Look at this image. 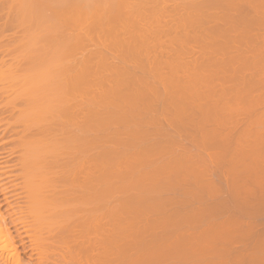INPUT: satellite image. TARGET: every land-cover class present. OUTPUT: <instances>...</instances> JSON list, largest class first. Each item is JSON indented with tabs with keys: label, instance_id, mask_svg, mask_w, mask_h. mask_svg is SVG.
<instances>
[{
	"label": "rangeland",
	"instance_id": "rangeland-1",
	"mask_svg": "<svg viewBox=\"0 0 264 264\" xmlns=\"http://www.w3.org/2000/svg\"><path fill=\"white\" fill-rule=\"evenodd\" d=\"M23 1H26L27 3V0H23ZM23 1L21 0H0V74H2V76L0 77V88L3 86V85H6L5 87H3L5 90V88L7 86H9L7 89V92L3 93L1 90H0V214H3V218L2 221H0L1 223L4 222V224L6 225L7 227V230L9 232V236L10 237V240L13 242H11V246H13V248L17 251V254L19 255V258H20V264H39V261H37L39 259V255L37 254V251H35L36 249H34V243L31 239H33V237H36L37 238V235L36 236H33L36 232H32V230L34 229V226L33 228H31L33 225V223L37 224L36 222H33L32 220H34V217L37 216V212H35V210H33V207L35 206L34 204H37V202H33L34 200H32V205L33 207L32 208H28L25 206V201H26V198L25 197V188L23 190V185H22V182H21V176L20 174L23 172V169L21 167V163L19 161V158H20V152H21V148H17L16 147V142L18 141L17 138L20 137V135H22V126L24 127V125L21 123V122H17L16 124L14 125H10L9 124V121L12 120L18 113V110L19 108L21 109L23 107V104L24 102L20 103L16 102V106L19 107L17 110L15 109V111L13 110L12 112L10 111V107L8 106H5L6 102L13 98L14 95L18 94L17 92H19L21 90V86L18 85L19 81L18 82H13V80L15 79V81L17 80V76L18 80H21V77L24 76L23 73H25V75H27V73L31 74L32 75L34 74V71H36L34 69H31L29 71L28 69V72L25 70V65L27 64V61L29 59V57L31 58V53H29V56L27 54L26 51H23V50H27V49H23L22 51L24 52L25 55H20L19 53H21V50H17V48L21 47L22 45L26 46L25 44V41H23L25 39V37L27 36L26 33L28 31H30V33L33 31H39L38 29H41V26L40 25H43L41 24L39 20L42 19L43 16H45L46 18L45 19H42V23H45V26L48 24V26H50L51 29L54 28V24L58 23L59 25H61V21L63 20H66L67 18L71 17V21L75 22V20H72L73 17L72 15H75L76 11H78L79 9H77L76 11L73 12H70L69 10L71 9L69 4H70V1L72 0H63L64 2L66 1V3L62 4V0L60 2V0H53V1H56L57 3H54L56 4L55 6H58L60 5L59 7L62 9H67L70 13L71 16L63 19V17H60V18H57L56 15H59L57 12V14L55 15V18L57 19V21H59V19L61 21L59 22H55L53 21V25L54 26H51L50 24H52V21H50V18L51 16H54L55 14V11L52 12V10L54 9H59V7H55L54 6H50V4H48L49 2L51 3V5L53 4L51 2V0H48V3H47V0L44 2V0H29V5H26V3H24ZM32 1H34L32 3ZM67 1L69 2V4L67 3ZM80 1V0H79ZM90 1V0H89ZM92 1H96V0H92ZM100 1V0H99ZM129 1V0H127ZM135 2V0H132V1H129V2ZM138 0H136L137 2ZM140 1V2H139ZM137 2V4L139 3H142L143 1L142 0H139ZM147 3H149V1L151 0H145ZM167 1V0H166ZM166 1H162L164 3H166ZM170 1V0H169ZM168 1V2H169ZM172 1V0H171ZM198 1V0H196ZM202 1L201 3H199V5L201 7H197V8H200L199 9V12H198V9L194 8L191 9L190 7L187 8V6H184V7H180L181 4H178L179 1L178 0H174L172 2H176L175 5H178L177 7H179V9H176L178 11H174L172 12L173 8H174V5H173V8L171 9L170 5L171 3L169 4L170 7H167V3H166V6L165 8L167 9H171L170 12H167L168 14H166V12H163L165 10H163L164 8H162V6L164 5V3H162V6L159 5V0H156V3L157 5L155 6V9L153 8V6L155 5L154 3H150V4H147L146 2L144 4H142V6H140L139 4L138 5H133L136 7V9L138 8L139 10H142L140 11V13L142 12L143 15H147L149 10L151 12L152 8L155 10L154 12L152 11V14L151 15H154V16H158V22H156L155 20L153 21L152 19H148L150 18L151 16H145L144 15V19L147 18V21H149L148 25L147 22H145L146 20L142 21L143 19L141 17H138V18H141L140 21L141 22V25H145V26H138L139 29H137L136 31V23L135 24H130L131 22H127L129 23L130 25L129 26V29L128 26H127V23L125 24L124 23V26L126 25L127 28L126 30L123 28L121 29L118 24L116 23H123L120 22V19H119V22H115V20L112 19V21H108L107 23V20H104L102 19V17L104 16L105 17H108V15L110 14H107L108 12H110L109 8H105L103 6V8L108 12L106 13V15H104L105 13L102 14V17H100V13L99 14H96L99 15L100 19H99V22L98 19L96 20V17L93 18L91 15H95V14H92L94 13L96 10L90 6V4H88V8H84L83 5H81V3H78L77 1L74 0V2H77L78 4H80L81 6L79 8H81L80 10L84 11L86 9V12H88L87 10H89V8L91 7V10L94 11L92 12L91 11V14L88 12V15H90V17L88 16L87 18V14L86 12H82L83 14H85V16H76L77 14H79V12L75 15L76 17H81L83 19L80 18V21H79V18H76L75 19L77 20V24L76 22L74 23L75 25L73 26V24L71 25L70 22H68L69 26H64L66 23H64V25H61L59 26L58 24L56 25V27H62V29L69 33V31L72 33V32H90V31H95V32H98L99 30H102L105 28L110 29L109 30H116L119 28V30L122 31V34L125 35L126 39L130 40V43L128 44L129 46L133 45L135 47H138L139 44H138V41L137 40H133L134 41H137V44L136 43H133L132 44V36L129 35L128 33V30L129 32L132 30L131 28H134L135 31L133 33V31H131L132 35H136V34H140V32H138V30L140 29H143V27H145L144 29H149V34L151 35H148L146 36V34H144V29H143V33H142V30H141V33L144 34L140 37V39H144L142 40L141 43L143 46L141 47L140 46V49L138 47V51L136 52L135 56H133L134 54H132V58L134 61H131L132 59H130L131 55H127L126 57L124 56V54H122L120 48L119 50V53H118V50L117 48H114L112 46H103L102 47H97L96 46V50H95V42L93 43L92 40L89 41L88 43H86V45L84 46V48H80V46H78L79 48H76V52L73 51V53H75V58L77 60V58L81 57V56H84V54L86 55V52L89 50H91L90 48L93 47L94 51H97L100 50L102 51L106 49V47L108 48L106 51H107V55L109 56V60L110 62L113 61L112 63H115V62H120V64L124 65V67H126V69H129L131 71H133L134 73H138L136 76H140L139 78H142V80H144L145 82V79H146V83L145 84L143 81L141 83L138 88H136L137 90H135V94L137 95V92L141 95L144 96V92H146V95H150L149 99L151 98V95L152 97L154 96V98L150 99L149 101L147 100H144L143 98H138L136 97L134 100L135 104L133 105V108L137 113H142V117H146L147 120L143 121L144 119L141 120V123H139L140 121L137 120L136 118V123H138L139 126L142 125V122H148V123H145L143 124L142 128H144L145 130L148 129L147 131V134L146 133H143L141 130L140 132V135L141 133L145 134L144 137L141 138V136L139 137L140 139H138L139 141H136L135 142V145L133 146H130L131 148H128L129 151L132 150V153L134 154H137L138 153V156L134 154L131 155L132 153H130L131 156H127L126 159H124L123 161L120 162V168L118 169V171L122 170L119 175L121 173H123L124 171V174H125V170L127 169L128 171L131 169V167H133L135 170L134 172L137 171L139 173H136V175H139L137 177H139L138 179H135L136 175L135 173L133 172V169H131L129 171V174L126 173V175L123 177L120 178L119 177H115L113 176V178L111 177L109 180V185L110 183L111 184H114V182L116 184L119 185V181H120V185H124L125 187H123V189L121 190V186H120V190L118 188L113 190L115 188V186H113L114 188L111 189L113 190L109 195V197H107V203L105 202H101L99 200V196H96L94 194L97 193L98 190H101L100 187L102 186V184L104 183V181L102 180V176L103 174L101 175L100 174V171H99V167L101 165V163H99V161L97 162L96 161V157H100L98 155H100L98 152L99 151V147L101 145H103L101 143V139L102 138H97L96 135L99 133V131L97 133L94 134L93 133H90V131H93L92 129L90 131H88L89 133V136L85 138V142L87 143L85 145V148H84V151H81L78 152L79 150L76 149L77 151V154L76 155H73L74 158L75 156L78 157V160L80 162V159L82 162L81 164L82 167L80 166H75V167H79L81 169L77 170V168H75V172H76V178L74 177V174L72 175L75 179L74 180H71L69 179L70 177H68V173H70L71 169L70 167L68 168V164H66V160L68 157H71L72 155H70L69 151L66 152L65 154H61L63 158H60L58 157V155H56L57 159L53 158L55 157L54 155H49L46 157L47 158V162H48V166L50 168V171H55L57 174H60L62 176L61 178V181L58 182V185L57 187L60 188L62 187V185H68L70 187V189H72L71 187L75 188L74 189V192L77 193L75 194V196H71L73 197L74 201L72 200L71 202H73V204L77 203V204H80L79 205V208L78 209H82L81 211H78V212H74L75 213V216H74V213H68L69 215L70 214H73L74 218H79L80 220L83 218H87V217H90L93 216L94 218H96L97 216V219L98 223L100 226H97L98 228L95 230H89V229H93L92 226L89 225V223L92 222V219L93 217L91 218V222L89 221L88 222V225L89 227H87V229L90 232H87V231H83L82 230L80 231L79 228L77 226V230L78 231H74L76 229H73V230H68L69 232H65V230L63 231L62 234H67L65 236V239H64V246L62 247H59L57 249L56 246H54L53 248H51L50 252L48 253L47 257H45L47 261L44 260L43 258V262L41 260L40 263L42 264H94V262H96L95 264H226L227 260H228V264L232 263V264H260V262L262 261L263 263L261 264H264V255L260 252H264V250L260 251L261 248L264 249L262 246L264 245V238L261 237L260 239L262 240V243L263 244H258L260 243L259 242V239L258 237L256 236L257 233H255V237H257V240L256 238H251L253 235L250 234V237L249 235L245 234V232H243V230L245 229H241L243 228V225H245L244 227H246L245 230L249 229L251 226H255V229L258 230L261 226V228H263L264 230V222H260L263 220L264 218V20H261V18H263V15H264V11L263 10V6H264V0H242V2H238L237 0H222L224 2V4H218L219 6H212L211 5V8L208 7V11L206 10L207 8L204 9V6H202L203 4L205 5V3H203L204 1L203 0H199L198 2ZM245 1V3H244ZM259 1V2H258ZM14 2V3H13ZM135 2V3H136ZM153 2H155L153 0ZM178 2V3H177ZM230 2V3H228ZM234 2V3H233ZM236 2V3H235ZM256 2V3H255ZM5 3V4H4ZM12 3V4H11ZM20 3V4H19ZM22 3H23V6H22ZM40 3V4H39ZM45 3H47V5H45ZM72 3V2H71ZM102 3V2H101ZM173 3V4H174ZM181 3V2H180ZM252 3V4H251ZM263 3V4H262ZM25 4V5H24ZM37 4L38 5H41V6H38L40 8L37 7ZM53 4V5H54ZM77 4V5H78ZM83 4V3H82ZM131 4V3H130ZM147 4V5H146ZM154 4V5H152ZM230 4V5H229ZM235 4V5H234ZM244 4V5H243ZM19 5L20 8H19ZM46 7H45V6ZM50 8L52 7V9L48 8L49 6ZM71 5V4H70ZM75 5V4H74ZM73 5V6H74ZM75 5V7L77 6ZM94 5V4H93ZM92 5V6H93ZM102 5V4H101ZM104 5V3H103ZM145 5V6H144ZM151 5L152 8L149 6ZM228 5V6H227ZM256 5V6H255ZM262 5V7H261ZM24 6L27 8H29V10L24 9ZM44 6V7H43ZM72 6V5H71ZM72 6V7H73ZM85 7L86 4H84ZM109 6V5H107ZM106 6V7H107ZM130 6V5H129ZM140 6V7H138ZM147 6V7H146ZM182 6V5H181ZM208 6V5H207ZM206 6V7H207ZM210 6V5H209ZM21 7H23V9H21ZM98 7V6H97ZM100 7V5H99ZM98 8H95L100 10ZM135 7H134V10L133 12H135ZM146 7V8H145ZM186 7V8H185ZM203 7V8H202ZM236 7V8H235ZM240 7V8H239ZM48 8V9H47ZM54 8V9H53ZM78 8V7H76ZM74 8V9H76ZM83 8V9H82ZM93 8V9H92ZM102 8V7H101ZM102 8V9H103ZM128 8V7H127ZM158 8V9H157ZM162 8V9H160ZM181 8V9H180ZM190 8V9H189ZM217 8V9H216ZM262 8V9H261ZM6 9V10H5ZM20 9V11H19ZM115 9V8H114ZM167 9V10H168ZM185 9V10H184ZM232 9V10H231ZM236 9V10H235ZM260 9V10H259ZM21 10H26V11H23V12H26V14L28 15H25V13H22ZM40 10V11H39ZM60 10V9H59ZM67 10L65 12H60L61 16H65L67 14ZM113 10V9H112ZM202 10V11H200ZM36 11H38V13L40 12L39 14V18L36 19L37 17H34V15L36 16ZM42 12L43 15H41ZM72 11H73V8H72ZM80 11V12H81ZM101 11V10H100ZM157 11L158 14H157ZM162 11V12H161ZM185 11V12H184ZM191 11L193 13H191ZM197 11V20L199 18L200 21H197V22H194L192 21V26H193V22L194 23H197V24H194V27L193 29L188 27L186 29V31H181L183 30V24H186L184 23L185 21H188L185 19V21H183L181 19V16L182 13L186 16H190V14H194V12ZM211 11V12H210ZM229 11V12H228ZM16 12V13H15ZM52 12V13H51ZM128 12V10H127ZM130 12L132 13V11L130 10ZM139 12V11H138ZM149 12V14H150ZM190 12V14H189ZM216 12V13H215ZM242 12V13H241ZM37 13V14H38ZM63 13H66L65 15ZM95 13H98L95 12ZM111 13H114V12H111ZM141 13V14H142ZM154 13V14H153ZM163 13V14H162ZM176 13V14H175ZM201 13V18H200V14ZM208 13V14H207ZM210 13V14H209ZM212 13V14H211ZM221 13V14H220ZM247 13V14H246ZM261 16H260V14ZM263 13V14H262ZM18 14V15H17ZM46 14V15H44ZM49 14V16L47 15ZM51 14V16H50ZM63 14V15H62ZM81 14V15H83ZM148 14V15H149ZM157 14V15H156ZM161 14V15H160ZM172 14V15H171ZM176 16H175V15ZM179 14V15H178ZM238 14V15H237ZM21 15H25V18L23 19L22 17H20ZM42 17H41V16ZM112 15V14H111ZM110 15V16H111ZM114 15V14H113ZM113 15L111 17H113ZM126 16H129L125 13ZM124 15V17H125ZM138 15V13H137ZM165 15H171V16H167L168 19H166L167 17ZM209 15V16H208ZM224 15V16H223ZM233 15V16H232ZM253 15V16H252ZM255 15V16H254ZM8 16V17H7ZM109 16V17H110ZM140 16V15H139ZM142 16V15H141ZM165 16V19H163ZM188 16V17H189ZM227 16V17H226ZM27 17V19H26ZM41 17V18H40ZM86 17V18H84ZM97 17V18H99ZM137 17V16H136ZM146 17V18H145ZM161 17V18H160ZM177 17V18H176ZM196 17V16H195ZM214 17V18H213ZM217 17V18H216ZM224 17V19H223ZM237 17V18H236ZM258 17V18H257ZM35 18V20H34ZM44 18V17H43ZM49 18V19H48ZM137 18V20H138ZM153 18V17H151ZM187 18V17H186ZM190 18V17H189ZM192 18V16H191ZM194 18V16H193ZM192 18V19H193ZM209 18H211V21H204L205 19L208 20ZM220 18V19H219ZM227 18V19H226ZM231 18V19H230ZM108 19V18H106ZM154 19V18H153ZM179 19V20H178ZM202 19V20H201ZM241 19V20H240ZM264 19V18H263ZM51 20H53L51 18ZM69 20V19H68ZM96 20V22H94ZM110 20V19H109ZM136 20V19H135ZM170 20V22H168ZM178 20V21H177ZM223 20V21H222ZM225 20V21H224ZM257 20V21H256ZM34 21V24L32 25ZM45 21V22H44ZM46 21L47 24H46ZM79 21V22H78ZM114 21V24L112 23ZM118 21V20H117ZM153 21V22H151ZM170 25L168 26H171L169 27V29H167L168 26H166L168 23ZM256 21V22H255ZM263 21V23H262ZM28 22V23H27ZM36 22V23H35ZM37 22L39 23L38 26L35 28L36 30H33L34 28L31 29V25L32 27H35L37 24ZM55 22V23H54ZM61 22V23H60ZM64 22H67L64 21ZM72 22V23H73ZM138 22V21H137ZM165 22L166 24L164 25ZM172 22V23H171ZM175 22V24H173ZM181 22V23H180ZM183 22V23H182ZM205 22V24L203 23ZM208 22V23H207ZM225 22V24H224ZM229 22V24H227ZM247 22V23H246ZM255 24H254V23ZM139 23V22H138ZM147 25H146V24ZM200 23V24H199ZM209 24V26L207 24ZM235 23V24H234ZM237 23V24H236ZM250 25H249V24ZM253 23V24H252ZM2 24V25H1ZM11 24V25H10ZM113 24V25H112ZM155 24V25H154ZM240 26H239V25ZM248 24V25H246ZM35 25V26H34ZM123 25V24H122ZM121 25V26H122ZM136 25V27L134 26ZM157 25L159 26V28L157 27ZM181 25V27H180ZM44 26V25H43ZM42 26V27H43ZM101 28H100V27ZM107 26V27H106ZM125 26V27H126ZM152 26V27H151ZM154 26V28H153ZM163 26V27H162ZM166 26V27H164ZM173 26V27H172ZM188 26V24H187ZM185 26V27H187ZM189 26H191V23L189 22ZM191 26V27H192ZM213 26V27H212ZM217 26V27H216ZM255 26V27H254ZM65 27V28H64ZM97 27V28H96ZM142 27V28H141ZM149 27V28H148ZM158 28V29H155V28ZM180 27V28H179ZM239 27V28H238ZM258 27V28H256ZM29 28V29H28ZM48 29H44V27L42 28L43 29V32L45 30H48L49 31V27H47ZM152 28V29H151ZM215 28V29H214ZM221 28V29H220ZM226 28V29H225ZM27 29V30H26ZM41 29V30H42ZM60 28H55L54 30H59ZM106 29V31H107ZM154 29L156 30V32L154 33L155 35H158L159 37L153 35L152 33L154 32ZM213 29V30H212ZM233 31H232V30ZM237 29V30H236ZM248 31H247V30ZM256 29V30H255ZM262 29V30H260ZM202 30V31H201ZM227 30V31H226ZM234 30H235V33H234ZM46 32L45 33H49V32ZM105 31V30H104ZM118 32V30H116ZM178 31V32H177ZM199 31V32H197ZM216 31V32H215ZM231 31V33H230ZM237 31V32H236ZM240 31H241V34H240ZM247 31V32H246ZM263 31V32H262ZM42 32V31H40ZM61 32V30H60ZM64 32V33H65ZM181 32V33H180ZM186 32V33H185ZM205 32V33H204ZM211 32V33H210ZM245 32V33H243ZM260 32V33H259ZM29 33V32H28ZM27 33V34H28ZM167 33V34H166ZM178 33V34H177ZM183 33V34H182ZM185 33V34H184ZM217 33V34H216ZM223 33V34H222ZM238 33V34H237ZM243 33V34H242ZM257 33V34H256ZM121 34V32L119 33ZM121 34V35H122ZM170 34V35H169ZM181 34V35H180ZM189 36H188V35ZM212 34V35H211ZM216 34V35H215ZM224 36H222V35ZM234 34V35H233ZM252 34V36H251ZM183 35V36H182ZM211 35V36H210ZM242 35V36H241ZM259 35V36H258ZM29 36V34H28ZM28 36L26 37V41L28 39ZM91 36H93L91 34ZM145 36V37H143ZM166 36V37H165ZM169 36V37H168ZM214 36V37H213ZM217 36V37H216ZM258 39H257V37ZM122 37V36H121ZM124 37V36H123ZM137 37V36H136ZM136 37H134V39H137ZM149 37V38H148ZM209 37V38H207ZM232 37V38H231ZM234 37V38H233ZM245 37V38H244ZM24 38V39H23ZM155 38V39H154ZM162 38V40H161ZM166 38V39H165ZM169 38V40H168ZM220 38V39H219ZM125 39V38H124ZM125 39V40H126ZM149 39V40H148ZM153 39V41H152ZM162 41H160V40ZM171 39V40H170ZM175 39V40H174ZM178 39V40H177ZM192 39V40H191ZM208 39V40H207ZM211 39V41H210ZM218 39V40H217ZM227 39V40H226ZM245 39V40H244ZM254 39V40H253ZM149 42H148V41ZM156 40V42H155ZM158 40V41H157ZM174 40V41H172ZM195 40V41H194ZM197 40H200V41H197ZM205 40V41H204ZM223 40V41H222ZM242 40V41H241ZM250 40V41H249ZM13 41V42H12ZM23 41V42H21ZM96 41V40H95ZM146 41V42H145ZM176 41V42H175ZM180 41V42H179ZM222 41V42H221ZM226 41V42H225ZM232 41V42H230ZM235 41V42H234ZM257 41V43H256ZM129 42V41H128ZM152 42V43H151ZM171 42V43H170ZM230 42V43H229ZM250 44H249V43ZM14 43V44H12ZM15 43L17 44L16 47L15 46ZM91 43V44H90ZM140 43V42H139ZM193 43V44H192ZM212 43V44H210ZM101 44V43H100ZM147 46H146V45ZM153 44V45H152ZM155 44V46H154ZM158 46H157V45ZM169 44V46H168ZM175 44V45H174ZM179 44V45H178ZM217 46H216V45ZM224 44V45H222ZM239 44V45H238ZM253 44V45H252ZM13 45V49L11 48V46ZM21 45V46H20ZM37 45V44H36ZM98 45V43H97ZM167 45V47L165 46ZM191 45V46H189ZM209 45V46H208ZM131 46V47H133ZM226 46V47H225ZM231 46V47H230ZM237 46V47H236ZM111 47V48H110ZM145 47V48H144ZM156 47V48H155ZM176 47V48H174ZM179 47V49H178ZM192 47V48H191ZM203 47V48H202ZM208 47V48H207ZM233 47V48H232ZM243 49H242V48ZM255 47V48H254ZM259 47V48H258ZM9 48V49H8ZM98 48V49H97ZM142 48L144 49V51L142 50ZM160 50H159V49ZM169 48V49H168ZM195 48V49H194ZM200 48V49H199ZM205 48V50H204ZM211 48V49H210ZM218 48V49H217ZM237 48V49H236ZM246 48V49H245ZM253 48V49H252ZM87 49V50H86ZM115 49V50H114ZM155 49V50H154ZM157 49V50H156ZM168 49V50H167ZM191 49V50H190ZM224 49V51H223ZM230 49V50H229ZM257 49V50H256ZM7 50V51H6ZM19 51V53L15 52V51ZM140 50H142L141 52H139ZM151 50V51H150ZM154 50V51H153ZM164 52H162V51ZM170 51V52H166V51ZM208 50V51H207ZM213 50V52L211 51ZM220 50V52H219ZM243 50V51H242ZM85 51V52H84ZM90 51V52H91ZM160 51V52H159ZM178 51V52H177ZM186 51V52H185ZM189 51V52H188ZM200 51V52H199ZM247 51V52H246ZM22 52V53H23ZM41 52V50H40ZM98 52V51H97ZM139 52V53H138ZM182 52V53H181ZM191 52V53H190ZM198 52V53H197ZM205 52V53H204ZM218 52V53H216ZM222 52V53H221ZM236 52L238 54H236ZM241 52V53H240ZM244 52V53H243ZM70 55L69 57L73 56V60H75L74 58V55ZM92 53V52H91ZM115 53V54H114ZM138 53V54H137ZM157 55H155V54ZM227 53V54H226ZM232 53V54H231ZM41 54V53H39ZM89 54V52L87 53ZM105 54V53H104ZM113 54V55H112ZM160 54V55H159ZM209 54V55H208ZM148 55V56H147ZM159 55V56H158ZM170 55H173V56H170ZM218 55V56H217ZM230 55V56H229ZM233 55V56H232ZM235 55V56H234ZM16 56V57H15ZM114 58L113 60L110 58ZM129 56V58H128ZM157 56V57H156ZM161 56V57H160ZM164 56V57H163ZM170 56V57H169ZM213 56V57H212ZM215 56V57H214ZM263 56V57H262ZM20 57V58H19ZM69 57H68V60H69ZM88 57V56H86ZM125 57L124 60L120 59V58H123ZM139 57V58H138ZM159 57V58H158ZM237 57V58H236ZM246 59H245V58ZM256 57V58H255ZM262 58V59H259V58ZM72 58V57H71ZM70 58V61L72 60ZM85 57H83V60H84ZM91 58V57H90ZM93 58V63H95V61L97 60L95 57H92ZM94 58L96 60H94ZM146 58V59H145ZM166 58V59H165ZM169 58V60H168ZM172 58V59H171ZM175 58V59H174ZM210 58V59H209ZM232 58V59H231ZM236 58V59H235ZM239 58V59H238ZM241 58V61H239ZM243 58V60H242ZM248 58V59H247ZM82 60V58H80ZM80 59H78L80 61ZM116 59V61H115ZM149 59V60H148ZM157 59V60H156ZM161 59V62L159 61ZM259 59V60H258ZM71 61L73 63H75L74 61ZM91 60V63H92V59ZM137 60V61H136ZM139 60V61H138ZM143 62H142V61ZM145 60V61H144ZM220 60V61H219ZM228 60V61H227ZM233 60V61H232ZM238 60V61H237ZM25 61V62H24ZM70 61H67L68 63H71ZM85 61V60H84ZM88 61V59H87ZM98 61V60H97ZM153 61V62H152ZM171 61H173L171 63ZM178 61V62H176ZM184 61V62H183ZM192 61V62H191ZM205 61V62H203ZM208 61V62H207ZM219 61V62H218ZM230 61V62H229ZM262 64H261V62ZM15 62V63H14ZM17 62V63H16ZM81 62V61H80ZM89 62V61H88ZM125 62V63H124ZM132 62V63H131ZM136 64H134V63ZM183 62V63H182ZM187 62V63H186ZM190 62V63H189ZM218 62V63H217ZM225 62V63H224ZM20 63V65H19ZM71 63V64H73ZM92 63V66H94V64ZM111 63V65H112ZM130 63H131V66H130ZM153 63V64H151ZM161 63V64H159ZM163 63V64H162ZM170 63V64H169ZM176 63V64H175ZM178 63V64H177ZM194 63V64H193ZM200 63V64H199ZM203 63H206V64H203ZM215 63V64H214ZM252 63V64H251ZM77 64V65H76ZM76 66L75 67H78V65L80 64L79 62L77 63L76 61ZM119 64V63H118ZM118 64H115L117 66H119ZM148 64V65H147ZM149 64H150V67H149ZM158 67H157V65ZM170 66H169V65ZM184 64V65H183ZM218 64V65H216ZM226 64V65H225ZM229 64V65H228ZM233 64V65H232ZM236 64V65H235ZM247 64V65H246ZM249 64V65H248ZM255 64V65H254ZM8 65V66H7ZM13 65V66H12ZM21 65H22V68H21ZM91 65V64H90ZM88 65V66H90ZM136 65V66H135ZM140 65V66H139ZM179 65V66H178ZM183 65V66H182ZM225 65V66H223ZM235 65V67H234ZM242 65V66H241ZM251 65V66H250ZM20 66V68H19ZM90 66L93 70V67ZM130 66V67H128ZM136 67L134 69V67ZM145 66V67H144ZM168 68H167V67ZM176 66V67H175ZM187 68H186V67ZM189 66H192V67H189ZM200 66V67H199ZM221 66V67H219ZM239 66V68L237 67ZM249 66V67H248ZM255 66V67H254ZM9 67H12V68H9ZM74 67V68H75ZM139 67V68H138ZM148 67V68H147ZM170 67H171V71H170ZM178 67V68H177ZM181 67V68H180ZM185 67V68H184ZM203 69H202V68ZM223 67V69H222ZM244 67V68H243ZM253 67V68H252ZM24 68L25 72L23 71L22 72V69ZM163 68V69H162ZM183 68V69H182ZM209 68V69H208ZM226 68V69H224ZM235 68V70H233ZM249 68V69H248ZM110 69V68H109ZM109 69H104L101 70L100 74H105V78L109 81H106L107 83H113L116 81V78L115 76H117L116 74H114L115 72L114 71H109ZM159 69V70H157ZM180 69V70H179ZM193 69V71H191ZM199 69V70H198ZM206 71H205V70ZM218 69V70H216ZM230 69V71H229ZM240 69V70H239ZM256 69V70H255ZM106 70V71H105ZM147 70V71H146ZM226 70V71H225ZM228 70V71H227ZM10 71V72H9ZM93 71H96V68L95 70ZM142 71V72H141ZM157 71V73H156ZM204 71V72H203ZM217 71V72H216ZM262 71V72H261ZM3 72V73H2ZM114 72V73H113ZM152 72V73H150ZM193 72V73H191ZM222 72V73H221ZM228 72V73H227ZM13 75V77L15 75L16 78L14 77L13 79L12 76L10 78V75ZM13 73V74H12ZM20 75H18V74ZM22 73V74H21ZM143 73V74H142ZM155 73V74H153ZM163 73V74H162ZM171 73V74H170ZM198 75H196V74ZM213 73V74H212ZM95 74H98L99 75V71L97 73L93 72V75ZM159 74V75H158ZM177 74V75H176ZM188 74V75H187ZM195 74V75H194ZM208 74V75H207ZM209 74H211V76L209 77ZM219 74V76H218ZM230 74V75H229ZM92 74H90L91 76ZM92 77H97V75L93 76ZM167 75V76H166ZM187 75V76H185ZM191 75L193 77H191ZM201 75V76H200ZM203 75V76H202ZM205 75V76H204ZM224 75V77H223ZM4 76V77H3ZM102 77L104 75H101ZM136 76H133L132 78L129 77L127 78L125 75H123V77L126 79V82H129V81H137L136 79ZM151 76V77H150ZM164 76L165 79L168 80V83H167V80H166V86L162 83L161 85V80L165 81L164 79H161L162 77ZM178 79H177V77ZM196 76V77H195ZM214 76V78H212ZM228 76V77H227ZM232 76V77H231ZM250 76V77H249ZM89 77V76H88ZM92 77H89V78H92ZM100 77V76H99ZM146 77V78H145ZM153 77V78H152ZM159 77V78H157ZM163 77V78H164ZM185 77V78H184ZM203 77V78H202ZM208 77V78H206ZM24 78V77H22ZM94 78H92V80L90 81L89 79V83L88 82H84L83 84H79L81 85L80 86H77L76 85L74 86V88H76L75 90L77 91H74L72 88V91L71 92V89H69V91L67 93H65V95L63 94V96L65 97L64 98V102L70 98L72 96V98L70 99H74L75 102H76V105L78 103V119H75V120H79V122L81 121V124L84 122V119L85 118V115L87 114H91V113H87V109H90L93 113V108L94 106H96L95 108H100L101 107V110H98V111H102L103 107L102 105L99 106V99L97 101V96L99 97V93L100 92H103L104 89H106L105 87L103 88V86H108L109 85H103V86H100L98 85L95 80H93ZM109 78V79H108ZM115 78V81L113 80ZM122 78V79H124ZM198 78V79H197ZM206 78V79H205ZM239 78V79H238ZM242 78V79H241ZM247 78V79H245ZM4 79V80H2ZM12 80V84L11 81L9 80ZM120 79V81L122 80ZM124 79V81H125ZM130 79V80H129ZM173 79V80H172ZM184 79V80H183ZM197 79V80H196ZM241 79V80H240ZM260 79V80H259ZM154 80V81H153ZM178 80V82H177ZM183 80V81H182ZM188 80V81H187ZM200 80V81H199ZM211 80V81H210ZM226 80V81H225ZM231 80V81H230ZM236 80V81H235ZM238 80V81H237ZM255 80V81H254ZM259 80V81H258ZM6 81V82H5ZM153 81V82H152ZM156 81V82H155ZM173 81V82H172ZM195 81V82H194ZM219 81V82H218ZM243 81V82H242ZM249 84H247L248 82ZM262 81V82H261ZM21 82V81H20ZM158 82V83H157ZM170 82V83H169ZM176 82V84H175ZM191 82V83H190ZM194 82V83H193ZM210 82V83H209ZM222 82V83H220ZM224 82V83H223ZM227 82V83H226ZM242 82V83H241ZM244 82H246V84H244ZM4 83V84H3ZM17 83V84H16ZM82 83V82H81ZM95 83V84H94ZM106 83V84H107ZM108 83V84H109ZM157 83V84H156ZM165 83V82H164ZM184 83V84H183ZM202 83V84H201ZM207 83V84H205ZM209 83V84H208ZM220 83V84H219ZM254 83V84H253ZM262 85H260V84ZM9 84V85H8ZM78 84V83H77ZM86 84V85H85ZM90 86H89V85ZM168 84V85H167ZM170 84V85H169ZM179 84V85H178ZM183 84V85H182ZM213 85V86H210ZM237 84V85H235ZM18 85V87H17ZM22 85V83H21ZM88 85V86H87ZM145 85V86H143ZM176 85V86H175ZM200 85V86H199ZM205 85V86H203ZM242 85V86H241ZM244 85V86H243ZM248 85V86H247ZM250 85V86H249ZM251 85H253V88ZM255 85V86H254ZM258 87H257V86ZM16 86V87H15ZM24 87V90L22 89V92L25 91L26 87L25 85L23 84L22 85ZM84 86V87H83ZM179 88H176L178 87ZM189 86V87H187ZM197 86V88H196ZM208 86V87H207ZM243 88H241V87ZM79 87V88H78ZM107 87V88H108ZM159 87V88H158ZM164 87V88H163ZM166 87V88H165ZM175 87V88H174ZM185 87V88H184ZM191 87V88H190ZM234 87V88H233ZM237 87V89H235ZM249 87H251L249 89ZM13 88V89H11ZM82 88V89H81ZM149 88V89H148ZM154 88V89H153ZM162 88V89H161ZM171 89V91H169V89ZM183 88V89H182ZM214 88V89H213ZM248 88V89H247ZM258 88V89H257ZM152 89V90H151ZM164 89V93H162ZM167 89V91H166ZM174 89V90H173ZM176 89H179V90H176ZM183 92H181V90ZM186 89V91H184ZM208 89V90H206ZM227 89V90H226ZM244 89V90H242ZM246 89V90H245ZM257 89V91H256ZM140 90V91H139ZM194 90V91H193ZM204 90V91H203ZM225 90V91H224ZM251 92H250V91ZM93 91V92H92ZM129 92H131L130 90H128ZM190 91V92H189ZM213 91V92H212ZM221 91L223 93H221ZM236 91V92H235ZM238 91V92H237ZM244 91V92H243ZM246 91V92H245ZM248 91V92H247ZM20 91V93H22ZM79 92V93H78ZM92 92V94H91ZM128 92V93H129ZM152 92V93H151ZM154 92V93H153ZM167 92V93H166ZM195 92V93H194ZM201 92V93H200ZM212 92V93H211ZM227 92V93H226ZM229 92V93H228ZM240 92V94H239ZM14 93V94H13ZM19 93V95H20ZM90 93V94H89ZM96 93V94H95ZM98 93V94H97ZM151 93V94H150ZM162 93V94H161ZM166 93V94H165ZM174 93V94H173ZM183 93V94H182ZM189 93V94H188ZM198 95H197V94ZM203 93V94H202ZM208 93V94H207ZM220 93V94H219ZM235 95V98L237 96V99L234 98V94ZM244 93V94H243ZM249 93V94H248ZM258 93V94H257ZM75 94L76 97H75ZM81 94V96H80ZM85 94V95H84ZM130 94V93H129ZM134 94V92L132 91V93L130 94V96H132ZM155 94V95H154ZM160 94V96H159ZM200 94H202L200 96ZM205 94V95H204ZM226 94V95H225ZM246 94V95H245ZM19 95H16L17 97ZM68 95V96H67ZM92 96L93 102H92V99L90 100V98L88 96ZM172 95V96H171ZM186 95V96H185ZM190 95V96H188ZM196 95V97H195ZM228 95V96H227ZM245 95V96H244ZM250 95V96H248ZM23 97L19 96V98H23L22 101H25L26 102V99H24V96L25 95H22ZM83 96V98H82ZM87 96V97H86ZM90 96V97H91ZM164 96V97H163ZM177 96V97H176ZM183 97V98H180V97ZM185 96V97H184ZM198 96V97H197ZM216 96V97H215ZM219 96V97H218ZM222 96V97H221ZM241 96V97H240ZM252 96V97H251ZM68 97V98H67ZM170 99H169V98ZM190 97V99H189ZM204 97V98H203ZM227 97H228V100H227ZM232 97V98H230ZM67 98V99H66ZM89 98V99H88ZM156 98V99H155ZM159 98V99H158ZM165 101H164V99ZM180 98V99H179ZM188 98V99H187ZM195 98V99H194ZM197 98V99H196ZM213 98V99H212ZM243 99V102H242V99ZM253 98V99H252ZM261 98V99H260ZM67 100L69 101L70 103H73L74 101H71V100ZM169 99V100H167ZM174 99V100H173ZM194 99V100H193ZM201 99V100H200ZM203 99V101H202ZM90 100V102L88 101ZM132 100V98H131ZM137 100V101H136ZM178 100V101H176ZM184 100V101H183ZM187 100V101H186ZM198 100V101H197ZM230 100H232L230 102ZM236 100V101H235ZM239 100V101H238ZM20 101V100H19ZM153 101V102H152ZM160 101V102H159ZM172 101V102H171ZM176 101V102H175ZM194 101V102H193ZM196 101V102H195ZM223 101V102H222ZM228 101V102H227ZM21 102V101H20ZM68 102V103H69ZM75 102H74V105H75ZM85 102V103H84ZM87 102H89L90 104H87ZM120 101L117 100L116 103H118ZM139 102V103H138ZM141 102V103H140ZM147 102V103H146ZM151 102V103H150ZM164 103V104H161ZM170 104H168V103ZM182 102V103H181ZM184 102V103H183ZM204 102V103H202ZM218 102V103H217ZM67 103V104H68ZM70 103L68 106H70ZM111 103H114L113 101ZM115 103V104H116ZM154 103V104H152ZM157 103V104H156ZM160 103V104H159ZM187 103V104H185ZM230 103V104H229ZM121 104V102H120ZM118 105L119 107L122 105L124 106L123 102H122V105ZM144 104V105H143ZM149 105V108L147 109L148 105ZM200 104V105H199ZM216 104V105H215ZM222 106H221V105ZM228 106H227V105ZM25 106L23 107V109H26V103L24 104ZM62 105V104H61ZM66 105V104H64ZM88 105V106H87ZM166 105V106H165ZM170 105V106H169ZM210 105V106H209ZM221 107H220V106ZM231 105V106H230ZM87 106V107H86ZM90 106V108H88ZM93 106V107H92ZM99 106V107H98ZM117 106V105H116ZM152 106V107H151ZM157 106V107H156ZM159 106V107H158ZM162 106V108H161ZM169 106V107H168ZM183 106V107H182ZM190 106V107H189ZM202 106V107H200ZM209 106V107H208ZM218 106V107H217ZM226 106V107H224ZM65 107V106H64ZM73 106H71L72 108ZM80 107V108H79ZM112 108L114 109H118L119 107H114V105L112 104L111 105ZM120 107V108H121ZM140 107V108H139ZM143 107H145L147 109V111L145 109H143ZM154 107V109H153ZM185 107L187 110H185ZM196 107V108H195ZM198 107V108H197ZM222 109H220V108ZM228 107V108H227ZM66 108V107H65ZM70 108V107H69ZM76 108V107H75ZM74 108V109H75ZM92 108V109H91ZM120 108L118 110H120ZM174 108V109H173ZM202 108V109H201ZM205 108V109H204ZM215 108V109H214ZM219 108V109H218ZM5 109V110H4ZM74 109L72 108V110L74 111ZM97 109L95 111H97ZM137 109H140L139 111H137ZM142 109V110H141ZM162 109V111H161ZM176 109V110H175ZM182 109V110H181ZM207 109V111H206ZM227 109V110H226ZM261 109V110H260ZM71 110V111H72ZM80 110V111H79ZM85 110V111H84ZM152 110V111H151ZM192 110V112H191ZM195 110V111H194ZM223 110V111H221ZM22 111V110H21ZM76 111V110H75ZM74 111V112H75ZM90 111V112H91ZM146 111V112H145ZM169 111V112H168ZM172 111V112H171ZM185 111V112H184ZM188 111V113H187ZM202 111V112H200ZM213 111V112H211ZM219 111V113H218ZM2 112V113H1ZM10 112V113H9ZM17 112V113H16ZM24 112V110H23ZM145 112V113H144ZM147 112H148V116H147ZM157 112V113H156ZM183 112V113H181ZM206 112V113H205ZM215 112V114H214ZM76 113V112H75ZM87 113V114H86ZM96 113V112H95ZM98 113V112H97ZM153 113H156V114H153ZM160 113V114H158ZM172 113V114H171ZM177 113V114H176ZM201 113V115H200ZM213 113V114H212ZM221 113V114H220ZM226 113V114H224ZM262 113V114H261ZM22 114V113H21ZM183 114V115H181ZM192 114V115H191ZM196 114V115H195ZM218 114V115H217ZM256 114V115H255ZM76 115V114H74ZM81 115V116H80ZM93 115V114H92ZM91 115V116H92ZM139 115V114H138ZM150 115V116H149ZM152 115V116H151ZM198 115V116H197ZM209 115V116H208ZM222 115V116H221ZM225 115V116H224ZM229 115V117H228ZM261 115V116H260ZM13 116V117H12ZM19 116V115H18ZM77 116V115H76ZM90 116V115H89ZM155 116V117H154ZM159 116V117H158ZM186 116V117H185ZM200 116V117H199ZM205 116V117H203ZM216 116V117H215ZM233 116V117H232ZM9 117V118H8ZM138 117V116H137ZM140 118H142L141 116H139ZM174 117V118H172ZM178 117V118H177ZM220 117V118H218ZM262 117V118H260ZM19 118H21V116H19ZM76 118V117H74ZM90 117H87V119L89 120ZM152 118V119H151ZM184 118V119H183ZM189 118V119H188ZM191 118V119H190ZM196 118V119H195ZM212 120H211V119ZM225 118V119H224ZM63 118H61V121H64V119L62 120ZM163 119V120H162ZM174 119V120H173ZM206 119V120H205ZM209 121H208V120ZM218 119V120H217ZM220 119V120H219ZM20 120V119H19ZM75 120H73L75 122ZM95 121V119H93ZM92 120V121H93ZM154 120V121H153ZM158 120V122H157ZM165 120V122H164ZM171 120V122H170ZM190 120V121H189ZM196 120V121H195ZM204 120V121H203ZM227 120V121H226ZM22 121V120H21ZM86 121V120H85ZM152 121V122H151ZM168 121V122H167ZM184 121V122H183ZM214 121V122H213ZM261 121V122H260ZM23 122V121H22ZM25 122V121H24ZM31 122V121H29ZM78 122V124H79ZM178 122V123H176ZM188 124H187V123ZM209 122V123H208ZM216 122V123H215ZM225 122V123H224ZM263 122V123H262ZM44 123V122H43ZM49 123V124H48ZM48 123H44V127L47 128L45 130V132L43 133V136L45 134V137L43 138H46V139H50V137L53 136V134H55L57 132V128H53L54 131H52V128L51 130L49 129L51 126V123L48 122ZM76 123V122H75ZM93 123V122H92ZM95 123V122H94ZM158 123V124H157ZM172 123V124H171ZM221 123V124H220ZM224 123V124H222ZM25 124V123H24ZM27 124V122H26ZM29 124H32V123H29ZM42 124V123H41ZM63 124V123H61ZM86 124H87V121H86ZM141 124V125H140ZM164 126V128L161 127V125ZM167 124V125H166ZM64 125V124H63ZM68 125V124H67ZM99 125V124H98ZM145 125V126H144ZM182 125V126H180ZM196 125V127H195ZM219 125V126H218ZM258 125V126H257ZM262 125V126H261ZM43 126V125H42ZM50 126V127H49ZM62 126L59 124V127ZM66 126V125H65ZM64 126V127H65ZM76 126V124H75ZM80 126V124H79ZM82 126V125H81ZM83 126H85V130H86V127H88L87 125H84L83 123ZM95 126H97L95 124ZM119 126V125H118ZM123 126V127H122ZM200 126V127H199ZM210 126V127H209ZM6 127V128H5ZM43 127V128H44ZM56 127V125H55ZM73 127V126H72ZM100 127V126H98ZM147 127V128H146ZM152 127V128H151ZM159 127V128H158ZM172 127V128H171ZM203 127V128H202ZM62 128L63 131H60ZM74 128V127H73ZM77 128V127H75ZM79 128V127H78ZM77 128V130H78ZM81 128V127H80ZM84 127H82L83 129ZM96 128V127H95ZM119 128V127H118ZM121 129L125 130V126L124 125H121L120 126ZM155 128V129H154ZM195 128V129H194ZM205 128V129H204ZM209 128V129H208ZM248 128V130H247ZM257 128V129H256ZM16 129V130H14ZM34 129V127H33ZM60 130H58L59 134L57 133L55 137H59L58 140L59 141H64L62 138L63 137H67V129L63 127H60L59 128ZM89 129V128H87ZM97 129V128H96ZM158 129V130H157ZM191 129V130H190ZM212 129V130H211ZM217 129V130H216ZM259 129V130H258ZM65 130V131H64ZM156 130V131H155ZM167 130V131H166ZM206 130V131H204ZM244 130V131H243ZM83 132V130H81ZM122 131V130H121ZM161 131V133L159 132ZM174 131V132H173ZM184 131V132H183ZM211 131V132H210ZM216 131V132H215ZM258 131V132H257ZM32 132H34L35 134H31L33 136L32 137H36L37 139L38 138H41L40 137V133L36 130L35 128V131L32 130ZM63 132V133H62ZM80 132V131H79ZM81 132V134H82ZM102 132V131H101ZM100 132V133H101ZM146 132V131H145ZM149 132V133H148ZM173 134H170L172 133ZM183 132V133H182ZM197 132V133H196ZM202 132V133H201ZM213 132V133H212ZM245 132V134L243 133ZM248 132V133H246ZM253 132V133H252ZM17 133V134H16ZM39 133V134H38ZM104 133V132H103ZM120 133H124L123 132H120ZM128 133V132H126ZM152 133V134H151ZM201 133V134H200ZM222 133V134H221ZM19 134V135H18ZM72 134V132H71ZM86 134H87V130H86ZM105 134V133H104ZM103 134V135H104ZM168 134V135H167ZM228 134V135H227ZM260 134V135H259ZM50 135V136H49ZM63 135V136H62ZM70 135V134H69ZM83 135V134H82ZM85 135V133H84ZM100 135V134H99ZM98 135V137H100ZM121 135V134H120ZM174 135V136H172ZM177 135V136H176ZM180 135V136H179ZM29 136V135H28ZM62 138H61V137ZM79 136H81L79 134ZM87 136V135H86ZM95 136V137H94ZM122 136V135H121ZM120 136V137H121ZM126 136L123 135L121 138L123 139V137ZM129 136V134H128ZM245 136V137H244ZM71 137V136H69ZM83 137V136H81ZM91 137V138H90ZM171 137V138H170ZM252 137V138H251ZM35 138V139H36ZM120 138V139H121ZM127 138V137H126ZM125 138V139H126ZM130 138V137H128ZM191 140H190V139ZM201 138V139H200ZM210 138V139H209ZM243 138V139H242ZM252 140H251V139ZM258 138V139H257ZM33 139V138H32ZM36 139V140H37ZM45 139V141H46ZM104 139V138H103ZM203 139V140H202ZM217 139V140H216ZM221 139V140H220ZM224 139V140H223ZM234 139V140H233ZM52 140V139H51ZM87 140V141H86ZM128 140V139H127ZM175 140V141H174ZM177 140V141H176ZM192 143H190L189 142ZM215 140V141H214ZM226 140V141H225ZM248 140V141H247ZM256 140V141H254ZM44 141V140H43ZM76 141V140H75ZM84 141V139H83ZM81 139H80V144L81 145V142H83ZM95 141V142H94ZM126 141V140H125ZM206 141V142H205ZM213 141V142H212ZM234 143H233V142ZM245 141V142H244ZM79 142V141H77ZM83 142V145L84 143ZM104 142V141H102ZM106 143H108L109 145L114 143L113 146H111L110 148H114L115 146V149L116 150H119V149H122V144L120 146V142H116V141H105ZM124 142V141H123ZM162 142V143H161ZM220 142V143H219ZM249 142L251 143L249 145ZM253 142V143H252ZM99 143V144H98ZM105 143V145H106ZM143 143V144H142ZM181 143V144H180ZM89 144V145H88ZM96 144V145H95ZM140 144V145H139ZM149 144L151 146L152 149H150L151 153H147V147H146V152L145 151V147L143 146H146L148 145V149H149ZM196 144V145H195ZM231 144V145H230ZM104 147H109L108 145H106ZM139 145V146H138ZM156 145V146H155ZM169 145V146H168ZM181 145V146H180ZM241 145V146H240ZM255 145V146H254ZM124 146V145H123ZM154 146V147H153ZM160 146V147H159ZM194 148H193V147ZM205 146V147H204ZM239 148H238V147ZM247 146V147H246ZM263 146V147H262ZM90 147V148H89ZM122 147V148H121ZM126 147V146H125ZM124 147V149H125ZM199 147V149H198ZM201 147V148H200ZM212 147V148H211ZM227 147V148H226ZM249 147V149H248ZM82 148V147H81ZM92 148V149H91ZM137 148V149H136ZM144 148V149H143ZM203 148V149H202ZM87 149V150H86ZM95 149V150H94ZM96 149L98 150V152L96 151ZM102 149V147L100 148ZM134 149V150H133ZM154 149V150H153ZM202 149V150H201ZM205 149V150H204ZM224 149V150H223ZM236 149V150H235ZM248 149V150H246ZM49 150V149H47ZM66 150V149H65ZM68 150V149H67ZM83 150V149H82ZM86 150V151H85ZM114 150V149H113ZM137 150V152H136ZM142 150L144 153H142ZM191 150V151H190ZM196 150V151H195ZM199 150V151H198ZM219 150V151H217ZM222 150V151H221ZM227 150V151H226ZM238 150V151H237ZM250 150H252L251 152H249ZM260 150V151H259ZM23 151V150H22ZM59 151V150H58ZM64 151V150H63ZM61 150V152H63ZM73 151V150H72ZM75 149H74V153L76 152ZM159 151V152H158ZM161 151V152H160ZM164 151V152H163ZM194 151V152H193ZM213 151V152H212ZM216 151V152H215ZM231 151V152H230ZM233 151V152H232ZM60 152V151H59ZM187 152V153H186ZM198 152V156H197V153ZM200 152V153H199ZM227 154H226V153ZM239 152V153H238ZM243 152V153H242ZM249 154H248V153ZM55 153V152H54ZM98 153V154H97ZM141 153V154H140ZM163 153V154H162ZM175 153V154H174ZM196 153V154H195ZM210 153V154H209ZM214 153V154H213ZM217 153V154H216ZM220 153V154H219ZM236 153V154H235ZM238 153V155H237ZM44 154L46 155V153H43V156ZM51 154V153H50ZM53 154V153H52ZM57 154V153H56ZM73 154V153H72ZM93 154H94V157H93ZM166 154V155H165ZM185 154V155H184ZM187 154V155H186ZM200 154V155H199ZM251 154V155H250ZM42 155V153L40 154ZM59 154V156H61ZM144 155V156H143ZM146 155V157H145ZM205 155V156H204ZM211 155V156H210ZM213 155L215 157H213ZM232 155V156H231ZM96 156V157H95ZM148 156V157H147ZM170 156H172L170 158ZM225 156V158H224ZM237 156V157H235ZM250 156V157H248ZM255 156V157H254ZM262 156V157H261ZM67 157V158H65ZM81 157V158H80ZM135 159H132L134 158ZM143 157V159H141ZM153 157V158H152ZM167 157V158H166ZM180 157V158H179ZM186 157V158H185ZM218 159H217V158ZM253 157V158H252ZM45 158V159H46ZM73 158V157H72ZM174 158V160H173ZM188 158H190L188 160ZM202 158V159H201ZM211 158V159H210ZM221 158V159H219ZM227 158V159H226ZM234 158V159H233ZM238 158V159H237ZM241 158V159H240ZM252 158V159H251ZM59 159V160H58ZM63 160L62 161H60ZM98 159V158H97ZM161 159V160H160ZM186 161H185V160ZM192 159V160H191ZM205 159V160H204ZM237 159V160H235ZM71 160V159H69ZM68 160V161H69ZM76 161V159H74ZM100 160V159H99ZM194 160V161H193ZM196 160V161H195ZM230 160V161H229ZM234 160V161H233ZM247 160V161H246ZM251 160V161H250ZM253 160V161H252ZM60 161V162H59ZM74 161V162H75ZM130 161V162H129ZM162 161V162H161ZM164 161V162H163ZM177 161V162H176ZM202 161V162H201ZM211 161V162H210ZM242 161V162H241ZM245 161V162H244ZM47 162L45 163V167L47 165ZM59 162V163H58ZM73 162V161H72ZM148 162V163H147ZM187 162V163H186ZM189 162V163H188ZM192 162V163H191ZM200 162V163H199ZM221 162V163H220ZM223 162V163H222ZM43 163V161H42ZM65 163V164H63ZM96 163V164H95ZM143 163V164H142ZM158 163V164H157ZM168 163V164H166ZM174 163V164H173ZM194 163V165H193ZM199 163V164H198ZM204 165H203V164ZM236 163V165H235ZM255 163V165H254ZM260 163V164H259ZM59 164V165H58ZM70 164V163H69ZM73 164V163H71ZM78 164V163H76ZM160 164V165H159ZM163 164V165H162ZM171 166H170V165ZM176 164V165H175ZM177 164H178V168H177ZM184 166H187L184 167ZM231 164V165H230ZM249 164V165H248ZM257 164V166H256ZM53 165V166H52ZM58 165V166H57ZM63 165V166H61ZM66 165V166H65ZM79 165V164H78ZM147 165V166H146ZM152 165V166H151ZM200 165V166H199ZM203 165V166H202ZM259 165V166H258ZM19 166V167H18ZM47 166V167H48ZM149 166V167H148ZM151 166V167H150ZM170 166V167H169ZM233 166V167H232ZM235 166V167H234ZM65 167V168H64ZM102 167V166H101ZM143 167V168H142ZM182 167V168H181ZM194 167V168H192ZM199 167V169H198ZM228 167V168H227ZM230 167V168H229ZM73 168V169H74ZM160 168V169H159ZM173 168V170L171 169ZM186 168V170H184ZM192 168V169H191ZM203 168V169H202ZM238 168V169H237ZM249 168V169H247ZM30 169V168H29ZM67 169V170H66ZM125 169V170H124ZM155 169V170H154ZM165 169V170H164ZM178 169V170H176ZM25 170V169H24ZM57 170V171H56ZM84 170V171H83ZM101 170V168H100ZM126 170V172H128ZM149 170V173H147V171ZM193 170V171H192ZM198 170V171H197ZM218 170V171H217ZM230 170V171H229ZM20 171V172H19ZM26 171V170H25ZM31 171H33L31 169ZM45 171V170H44ZM66 171V172H65ZM69 171V172H68ZM164 171V172H163ZM178 171V172H177ZM180 171V172H179ZM197 171V172H196ZM236 171V172H235ZM47 172V171H46ZM48 172H49V169H48ZM79 172V173H78ZM133 172V173H132ZM145 172V174H144ZM175 172L174 175H172L173 173ZM187 172V173H186ZM202 172V173H201ZM232 172V173H231ZM51 174V172H49ZM54 173V172H53ZM73 173V171L71 172ZM97 173V174H96ZM154 173V175H153ZM160 173V174H159ZM162 173V174H161ZM201 173V175H199ZM212 173V174H211ZM245 173H248V174H245ZM251 173V174H250ZM49 174V175H50ZM55 174V173H54ZM79 174V175H78ZM135 176H134V175ZM148 174V175H147ZM159 174V175H158ZM184 174V175H183ZM214 174V175H213ZM253 174V176H252ZM58 175V176H60ZM68 175V176H67ZM105 175V174H104ZM130 175H133V176H130ZM205 175V176H204ZM241 175V176H240ZM251 177H250V176ZM65 176V177H64ZM98 176V177H97ZM101 176V177H100ZM122 176V175H121ZM173 176V177H172ZM192 176V177H191ZM203 176V177H202ZM222 176V177H221ZM43 177V176H42ZM68 177V178H67ZM85 177V178H84ZM88 177V178H87ZM132 177V178H131ZM143 177V179L141 178ZM155 177V178H154ZM163 177V178H162ZM186 177V178H185ZM220 177V178H219ZM230 177V178H229ZM234 177V179H233ZM40 178V177H39ZM87 178V179H86ZM95 178V179H94ZM107 177H105L106 179ZM162 178V179H161ZM178 178V179H177ZM184 178V179H182ZM194 178V179H193ZM262 178V179H261ZM18 179V180H17ZM36 179V178H35ZM41 179V178H40ZM104 179V180H105ZM117 179V180H116ZM131 179V180H130ZM166 179V180H165ZM191 179V180H189ZM227 179V180H226ZM233 179V180H232ZM250 179V180H249ZM84 180V181H83ZM178 180V181H177ZM182 180V181H181ZM209 182H208V181ZM246 180L248 182H246ZM35 181V180H34ZM64 181V182H63ZM75 181V182H73ZM77 181V182H76ZM101 181V182H100ZM103 181V182H102ZM124 181V182H123ZM142 181V182H141ZM159 181V182H158ZM189 181V182H188ZM207 181V182H205ZM216 181V182H215ZM226 181V182H225ZM244 181V182H243ZM253 181V182H252ZM36 182H40V180H36ZM35 182V183H36ZM70 182V183H69ZM80 184H79V183ZM88 182V183H87ZM90 182V183H89ZM139 182V184L137 183ZM145 182V184H144ZM180 182V183H179ZM188 182V183H187ZM198 182V183H197ZM204 182V183H203ZM213 182V183H211ZM233 182V183H232ZM241 182V183H240ZM43 183V182H41ZM66 183V184H65ZM69 183V184H68ZM74 183V184H73ZM106 183V182H105ZM104 183V185H106ZM126 183L127 186H126ZM141 183V184H140ZM144 185H147L148 187H150L151 185H148V184H152V187L154 188V190L157 189V191L160 192V189L161 191L163 190L164 192H166V195H168V197L166 196L167 198V201L164 202V204L162 203H158V201L156 202L155 200L153 202H155V208H152V209H148V211H146L145 209H143V207L145 208V205H138V207L136 206V208H134V210H131L130 207H126L124 208V205L127 204L126 202L128 201V199H136L138 201H142L140 200V198H136L137 196H142L143 194H145L146 192H144L145 188H147V186H144ZM194 183V184H193ZM82 184V185H81ZM107 184V185H108ZM133 184V185H132ZM165 184V185H164ZM177 184V185H176ZM193 184V185H192ZM197 186H196V185ZM224 184V185H223ZM244 184V185H243ZM22 185V186H21ZM38 185V184H36ZM35 185V186H36ZM40 185V184H39ZM116 186V187H119V186ZM129 185V186H128ZM139 185V186H138ZM157 185V186H156ZM168 185V186H167ZM187 185V186H186ZM204 185V186H203ZM212 185V186H211ZM222 185V186H221ZM51 186V185H50ZM65 186V187H66ZM144 186V188H143ZM162 186V187H161ZM165 186V187H164ZM183 186V187H182ZM200 186V187H199ZM207 186V187H206ZM211 186V187H210ZM239 186V187H238ZM253 186V187H252ZM260 186V187H259ZM46 187H49V186H46ZM69 187H66L67 189ZM92 187V188H91ZM106 187V186H105ZM111 187V186H110ZM127 187V188H126ZM130 187V188H129ZM135 187V188H133ZM142 187V188H141ZM161 187V188H159ZM167 187V188H166ZM175 187V188H173ZM181 187V188H179ZM42 188H45V187H42ZM52 188V187H51ZM64 188V187H62ZM65 188V190H66ZM159 188V189H158ZM173 188V189H172ZM193 188V190L191 189ZM201 190L199 191V189ZM212 188V189H211ZM219 188V189H218ZM231 188V189H229ZM262 188V189H261ZM48 188H45L44 190H46ZM61 189V188H60ZM69 191H73V190H70ZM126 189V190H125ZM139 189V190H138ZM148 189V188H147ZM225 189V190H224ZM252 189V190H251ZM50 189H48V191L46 192H49ZM80 190V191H79ZM91 190V191H89ZM134 190V191H133ZM137 190V191H136ZM150 190V189H149ZM188 190V191H187ZM242 192H240V191ZM246 190V191H245ZM251 190V191H250ZM259 192H257V191ZM88 191V192H87ZM120 191L122 193H120ZM147 191V190H146ZM157 191H154L157 193ZM183 191V192H182ZM194 191V192H193ZM229 191V192H228ZM249 191V193H248ZM27 192V191H26ZM62 192H64L62 190ZM68 192V190H67ZM81 192V193H80ZM86 192V193H85ZM144 192V193H143ZM148 192V191H147ZM154 192H149L151 193V195L155 194ZM162 192V193H164ZM178 192V193H177ZM206 192V193H205ZM240 195H239V193ZM257 192V193H256ZM47 193V194H49ZM66 193V192H65ZM72 193V192H71ZM80 193V194H79ZM100 193V192H99ZM161 193V192H160ZM160 193H157L159 194V196L161 195ZM173 193V195H172ZM193 193V194H192ZM55 194H57V191L55 192ZM58 194H63L61 197L63 199V197L65 196H68L69 193H66L65 196H64V193H59ZM57 194V195H58ZM155 194L154 196L156 197ZM184 194V196L182 195ZM186 194V195H185ZM195 194V195H194ZM211 194V196H210ZM215 194V195H214ZM217 194V195H216ZM247 194V195H246ZM50 195V194H49ZM147 195V193H146ZM145 195V196H146ZM150 195V194H149ZM148 195V196H149ZM164 197H165V193L163 194ZM189 195V196H188ZM194 195V196H193ZM208 195V198L210 199V202H209V199L206 197ZM56 195H54L55 197ZM59 196V195H58ZM131 196V197H129ZM133 196H136V197H133ZM153 196V197H154ZM158 196V195H157ZM176 196V197H175ZM192 196V197H191ZM210 196V197H209ZM231 196V197H230ZM232 196H236L233 197ZM24 197V198H23ZM52 197V196H51ZM51 197L49 199H51ZM60 197V196H59ZM78 197V198H77ZM84 197V198H83ZM93 197V198H92ZM95 197V198H94ZM106 197V195H105ZM153 197H148L149 198H153ZM154 197V199H155ZM224 197V199H223ZM230 197V198H229ZM242 197V198H241ZM31 198V197H28V199ZM112 198V200H111ZM125 200V202H123V200ZM146 201H148L146 198L147 197H144ZM158 199H160L159 197H157ZM212 198V200H211ZM232 198V199H231ZM247 198V199H245ZM27 199V200H28ZM49 199L45 201V203L47 202V205H58V204H54L51 202L49 203ZM68 199V198H66ZM85 199V200H83ZM96 199V200H95ZM104 199V197H103ZM102 199V200H103ZM172 199V200H171ZM243 199V200H242ZM251 199V200H250ZM256 199V200H255ZM83 200V201H81ZM122 200V201H121ZM127 200V201H126ZM143 200V201H145ZM166 200V199H165ZM179 200V201H178ZM181 200V201H180ZM190 200V201H189ZM206 202H205V201ZM66 201V200H65ZM81 201V202H80ZM120 202L122 204V207L125 209H123L121 211L122 208L120 203L117 204L118 202ZM196 203H194V202ZM213 201V202H212ZM221 201V202H220ZM226 201V202H225ZM230 201V202H229ZM251 201V202H250ZM68 202L69 199H68ZM67 202V203H68ZM161 202V201H160ZM163 202V201H162ZM176 202V203H175ZM215 205H213L212 203ZM217 202V203H216ZM64 202H61L60 205H63L62 207H64V205L66 204V202L64 204H62ZM82 203V204H81ZM89 203V204H88ZM107 204V205H104L105 207H108L109 210H112V207L111 205L113 204V208L115 205H120L119 207H115V208H119L118 210H116L115 213H112L108 210H105L108 211V214L105 213L104 211H100L99 213V210L98 212L95 211L96 208H98L97 206L99 204ZM111 204V205H108ZM125 203V204H124ZM183 203V204H182ZM219 203V204H218ZM226 203V204H225ZM240 203V204H239ZM255 203V204H254ZM258 203V204H256ZM261 203V204H260ZM69 204V203H68ZM75 204V205H77ZM92 204V205H91ZM161 204V205H160ZM171 204V205H170ZM208 204V205H207ZM260 204V205H259ZM24 205V206H23ZM40 205V204H37V206ZM46 205V204H45ZM58 206L61 208V206ZM129 205V204H128ZM183 205L186 207H183ZM188 205V206H187ZM220 205V206H219ZM253 205V206H252ZM28 206V205H27ZM44 206V205H42ZM40 206V207H42ZM47 206V207H48ZM81 206V208H80ZM83 206V207H82ZM91 206V207H90ZM247 206V207H246ZM30 207V206H29ZM45 207V206H44ZM66 207V206H65ZM64 207V208H65ZM70 207V206H69ZM67 207V208H69ZM78 205L75 207H73L74 209H77ZM154 207V205H153ZM167 207V208H166ZM210 207V208H209ZM215 208L213 210V208ZM232 207V208H231ZM238 207V208H237ZM35 208V207H34ZM43 208V207H42ZM46 208V207H45ZM53 209V207H49L48 209ZM60 208H59V211H60ZM93 208V209H92ZM128 208V209H127ZM197 208V209H196ZM204 208V209H203ZM212 208V209H211ZM217 208V209H216ZM36 209V208H35ZM44 209V208H43ZM48 209H45L46 212H48L49 210ZM58 209V208H57ZM63 209V208H62ZM61 209V211H62ZM127 209V210H126ZM133 209V208H132ZM221 209V211H220ZM246 211H245V210ZM251 209V210H250ZM27 210V211H26ZM29 210L30 213L32 215H35L33 216V218L31 217L30 219L27 218L26 216L28 215V217H30L29 215ZM65 210V212L67 213L68 211L71 210V208H69V210H66V209H63ZM73 210V209H72ZM71 210V212H72ZM91 210V211H90ZM169 210V211H168ZM195 210V211H194ZM199 210V211H198ZM259 210V211H258ZM262 210V212H261ZM21 211V212H19ZM33 211V212H32ZM37 211L40 212L39 208H37ZM51 211V210H50ZM55 211V210H53ZM60 211V212H61ZM74 211V210H73ZM94 211V212H93ZM114 212V210H112ZM121 211V212H120ZM132 211V212H131ZM163 211V212H162ZM208 211V212H207ZM236 211V212H235ZM257 211V212H256ZM26 212V213H25ZM104 212V214H103ZM110 212V213H109ZM128 212V213H127ZM137 212V213H136ZM148 212V213H147ZM259 212V213H258ZM28 213V214H27ZM44 213V211H43ZM52 214H54L53 212H51ZM62 213V212H61ZM103 215H102V214ZM112 213V216L109 215ZM118 213V214H117ZM126 213V215H125ZM143 215H141V214ZM160 213V214H159ZM167 213V214H166ZM169 213V214H168ZM234 213V215H233ZM244 213V215L242 214ZM246 213V214H245ZM42 214V213H41ZM46 214V213H45ZM51 214V215H52ZM57 216L58 214V211L56 212ZM55 214V215H56ZM67 214L68 218H66V220L68 219V222L70 221L69 218H72V217H69V215ZM135 214V215H134ZM140 214V215H139ZM152 214L154 216H152ZM158 214V215H157ZM194 214V215H193ZM217 214H218V217H217ZM220 214V216H219ZM223 214V215H222ZM237 214V215H236ZM261 214V215H260ZM15 215V216H14ZM26 215V216H24ZM31 215V216H32ZM44 215V214H43ZM61 215V214H60ZM63 215H65L64 211H63ZM61 215V218H63L64 216ZM89 215V216H88ZM96 215V216H95ZM116 215V216H115ZM124 215V216H123ZM134 215V216H133ZM161 215V216H160ZM176 215V216H174ZM186 215V216H185ZM201 215V216H200ZM230 215V216H229ZM25 219H24V217ZM46 216V215H44ZM50 216V215H49ZM48 216V217H49ZM63 216V217H62ZM71 216V215H70ZM79 216V217H78ZM82 216V217H81ZM99 216V218H98ZM101 216V217H100ZM228 216V217H227ZM235 216V217H234ZM262 216V217H261ZM40 216H38L39 218ZM43 217V216H41ZM54 217V215H53ZM59 217V216H58ZM119 217V218H118ZM169 217V218H168ZM207 217V218H206ZM232 217V219H231ZM234 217V218H233ZM260 217V218H259ZM18 218V219H17ZM60 218V217H59ZM89 218V219H90ZM151 218V219H150ZM220 218V219H219ZM257 218V219H256ZM28 219V220H27ZM32 219V220H31ZM36 219V218H35ZM43 219V218H42ZM48 219V218H47ZM53 220H55L54 218H52ZM73 219V218H72ZM78 219V220H79ZM115 219V221H114ZM164 219V220H163ZM184 219V220H183ZM224 220V223L221 222V220ZM18 220V221H17ZM31 220V221H30ZM38 220V219H37ZM40 220V218H39ZM49 220V219H48ZM59 220V219H58ZM65 220V219H64ZM74 220V219H73ZM77 220V221H78ZM81 220V221H82ZM86 220V219H85ZM88 220V219H87ZM86 220V221H87ZM94 219V221H96ZM111 220V221H110ZM198 220V221H197ZM20 221H25V225L23 223H20ZM26 221H29L28 224H26ZM42 222V220H40ZM45 221V219H44ZM47 221V220H46ZM51 221V220H50ZM49 221V222H50ZM56 221V220H55ZM154 225L153 224V222ZM197 221V222H196ZM264 221V220H263ZM13 222V223H12ZM33 222V223H32ZM53 222V221H51ZM62 222V221H61ZM60 222V223H61ZM76 222V221H75ZM80 222V221H79ZM84 222V220L82 221ZM81 222V224H82ZM108 222V223H107ZM169 222V223H168ZM260 222V223H259ZM56 225L58 222H55ZM58 223V224H60ZM71 223V221L69 222ZM78 222H76L75 224H77ZM86 223V222H85ZM94 225L95 223L97 222H92ZM147 223H148V226H147ZM151 223V225H150ZM194 223V224H193ZM207 223V224H206ZM215 223V224H214ZM246 223H249L250 225L246 224ZM34 224V225H35ZM38 224H42V223H38ZM43 224H45L43 222ZM48 224V223H47ZM54 224V223H53ZM53 224H51L52 226L50 227H53ZM63 224V223H61ZM60 224V225H61ZM68 223H64V225L67 226ZM73 224V223H72ZM80 226L81 224L78 223ZM91 224V225H93ZM163 224V225H162ZM180 224V225H178ZM197 224V225H196ZM232 227H230L231 225ZM238 224H242V225H238ZM9 225V226H8ZM55 225V226H56ZM85 225V224H84ZM82 224V226H84ZM87 225V224H86ZM97 225V224H96ZM120 225V226H119ZM157 225V226H156ZM194 228H193V226ZM37 226V225H36ZM41 225H39V228H40ZM69 226V225H68ZM67 226V227H68ZM73 226V225H72ZM76 227V225H74ZM107 226V227H106ZM137 226V227H136ZM144 226V227H143ZM166 226V227H165ZM209 226V227H208ZM222 226V227H221ZM233 226H235L233 228ZM241 226V227H240ZM248 226H250L249 228H247ZM43 227V226H41ZM46 227V225L44 226V228ZM57 227V226H56ZM61 227V226H60ZM58 225L57 228L61 229ZM67 227H64L62 229H65ZM71 227V226H69ZM92 227V228H91ZM119 227V228H117ZM122 227L123 228V231L122 234L121 231L122 229L120 228ZM240 227V228H238ZM36 228V227H35ZM38 228V227H37ZM36 228V229H37ZM48 228V226H47ZM55 228V229H57ZM112 228V229H111ZM117 228V229H116ZM132 228V229H131ZM223 228V229H222ZM226 228V229H225ZM16 229V230H15ZM25 231H24V230ZM34 229V230H36ZM42 229V228H41ZM51 229V228H50ZM54 229V230H55ZM59 229L57 230L59 232ZM83 229V227H82ZM120 229V231H119ZM140 229V230H139ZM168 229V231H167ZM177 229V230H176ZM200 229V230H199ZM233 229V230H232ZM251 229H253L251 227ZM250 229V230H251ZM255 229H253L252 231H255ZM10 230V231H9ZM40 230V229H39ZM46 230V229H45ZM48 230V229H47ZM46 230V232H48ZM53 230V228H52ZM51 230V231H52ZM100 230V231H99ZM118 233L120 234L119 236L118 235H115V234H118L116 233L117 231ZM169 230H171L169 232ZM180 230V231H179ZM193 230V231H192ZM227 230V231H226ZM244 230V231H245ZM42 231V230H40ZM39 231V232H40ZM49 231V232H51ZM67 231V230H66ZM202 231V232H201ZM220 231V232H219ZM252 231H249V232H252ZM39 232H37L39 234ZM45 232V233H46ZM56 232V231H55ZM75 232V233H74ZM97 232V233H95ZM135 232V233H134ZM137 232V233H136ZM187 232V233H186ZM207 232V233H206ZM210 232V233H209ZM213 232V233H212ZM34 233V234H33ZM44 232H42V235L44 236L45 234H43ZM54 233V231L52 232ZM51 233V234H52ZM61 233V232H60ZM59 233V234H60ZM76 233L78 235V233L82 234L83 233L85 234V236H82L81 237H76ZM93 233V234H92ZM95 233V234H94ZM169 233V234H168ZM222 233V234H221ZM240 233L242 234V236L240 235ZM33 234V235H31ZM49 234V233H47ZM104 234V235H103ZM127 234V235H126ZM136 234V235H135ZM249 234V233H248ZM54 235V234H52ZM52 235H49V237H53ZM58 236V234H55ZM54 235V236H55ZM138 235V236H137ZM143 235V236H142ZM148 237H147V236ZM168 235H170L168 237ZM186 235V236H185ZM192 235V236H190ZM208 235V236H207ZM213 235V236H212ZM229 237H228V236ZM246 235V236H245ZM40 235V237H43ZM103 236V237H102ZM122 236V237H121ZM129 236V237H128ZM146 236V237H144ZM153 236V237H152ZM163 241L158 240L157 242V239H159L160 237ZM166 236V237H165ZM240 236V237H239ZM31 237V238H30ZM39 237V238H40ZM62 237V235H61ZM61 237H56V239H60ZM93 237V238H92ZM138 237V238H137ZM159 237V238H157ZM164 237V238H163ZM179 237V238H178ZM193 237V238H192ZM203 237V238H202ZM217 237V238H215ZM222 237V238H221ZM246 237V238H245ZM13 238V239H12ZM30 238V239H29ZM47 238V237H46ZM63 238V237H62ZM70 238V239H69ZM96 238V239H95ZM136 238V239H135ZM156 238V240H155ZM170 238V239H169ZM188 238V239H187ZM206 238V239H205ZM220 238V239H219ZM244 238V239H243ZM52 239V238H51ZM55 239V240H56ZM76 239V241H75ZM144 239V240H143ZM146 239V240H145ZM151 239V240H150ZM172 239V240H171ZM182 239V240H180ZM214 239V240H213ZM233 239V240H232ZM256 240V242L254 243V240ZM89 240L90 242L92 243V247H88L89 246ZM94 240V241H93ZM132 240V241H131ZM143 240V241H141ZM149 240L151 243H152V246H150L149 244ZM165 240V241H164ZM240 240V241H238ZM251 240V241H250ZM260 240V241H261ZM63 241V240H62ZM69 241V243H68ZM93 241V242H92ZM102 241V242H101ZM117 241V242H116ZM126 241V242H125ZM197 241V242H196ZM215 241V242H214ZM228 241V242H227ZM230 241V242H229ZM233 243H232V242ZM258 241V243H257ZM114 242V243H113ZM179 242V243H178ZM199 242V243H198ZM202 242V243H201ZM210 242V243H209ZM214 242V243H213ZM237 242V243H236ZM246 242V243H245ZM87 243V244H86ZM104 243H107V244H104ZM109 243V244H108ZM185 243V244H184ZM218 243V244H217ZM248 243V244H247ZM259 246L261 245V247H257L254 245L256 244ZM123 244V245H121ZM154 244V245H153ZM158 244V245H157ZM179 244V245H178ZM182 244V245H181ZM196 244V245H195ZM209 244V245H207ZM213 244V245H212ZM220 244V245H219ZM229 244V245H228ZM251 244V245H250ZM3 245V243H1L0 245V264H19V262H13L14 260L13 259H10V257H8L9 255L4 252V249L1 247ZM56 245H57V242H56ZM104 245V246H103ZM111 245V246H110ZM120 245V246H119ZM147 245H148V248L150 249V247L153 249H150L152 251V254L148 257L146 255V250H149L147 248ZM185 245V246H184ZM238 245V247H237ZM242 245V246H241ZM254 245V246H253ZM82 246V247H81ZM95 246V247H94ZM135 246V247H134ZM157 246V247H156ZM175 246V247H174ZM184 246V247H183ZM191 246V247H190ZM197 246V247H196ZM211 246V247H209ZM218 246V247H217ZM222 246V247H221ZM253 246V248H252ZM72 247V248H71ZM99 247V248H98ZM140 247V248H139ZM144 247V248H143ZM155 247V248H154ZM187 247V248H186ZM226 247V248H225ZM233 247V248H232ZM242 247V248H241ZM245 247V248H243ZM247 247V248H246ZM63 248V249H62ZM123 248V250H122ZM132 248V249H130ZM175 248V249H174ZM196 248V249H195ZM213 248V249H211ZM224 248V249H223ZM230 248V249H229ZM255 248V250H254ZM53 249V250H52ZM86 249V250H85ZM90 249V250H89ZM92 249V250H91ZM94 249V250H93ZM137 249V250H136ZM157 253H156V251ZM169 249V252L168 250ZM180 249V250H179ZM181 249H183V251H181ZM188 249V250H187ZM191 249V250H190ZM198 249V250H197ZM227 249V250H226ZM249 249V250H247ZM67 250V251H66ZM128 250V251H127ZM187 250V251H186ZM201 250V251H200ZM213 250H214V253H213ZM229 250V251H228ZM246 250V251H245ZM259 250V251H258ZM58 251V252H57ZM92 251V252H90ZM126 251V252H125ZM199 251V253L197 254V252ZM227 253H226V252ZM244 251V253H243ZM250 251V252H249ZM252 251V252H251ZM256 251V252H255ZM54 252V253H53ZM101 252V253H100ZM112 252H114L112 254ZM142 252V253H141ZM165 252L167 253V255H165ZM175 252V254H174ZM184 252V253H183ZM191 254H190V253ZM232 252V253H231ZM235 252V253H234ZM247 252V253H246ZM259 252V253H258ZM5 253V255H4ZM179 253V254H178ZM183 253V254H182ZM201 253V254H200ZM204 253V254H203ZM246 253V254H245ZM101 254V255H100ZM120 254V255H119ZM139 254V255H138ZM142 254V255H141ZM159 254V255H158ZM162 254H164L165 256H163ZM172 254V255H171ZM193 254V255H192ZM200 254V255H199ZM210 254V255H209ZM250 254V255H249ZM256 254V255H255ZM259 254V256H258ZM62 255V256H61ZM141 255V256H140ZM146 255V256H145ZM156 255V256H155ZM158 255V256H157ZM199 255V256H197ZM202 255V256H201ZM215 255V256H214ZM231 255V256H230ZM246 255V256H245ZM254 255V256H253ZM263 255V256H262ZM5 256V257H4ZM72 256V257H71ZM94 256V257H93ZM96 256V257H95ZM174 258H173V257ZM211 256V257H210ZM218 258H217V257ZM225 256V257H224ZM228 256V257H227ZM235 256V257H234ZM241 256V258H240ZM54 257V258H53ZM85 257V258H84ZM164 257V258H163ZM202 257V258H201ZM216 257V258H215ZM252 257V258H251ZM259 257V258H258ZM38 258V259H37ZM114 258V259H113ZM138 258V259H137ZM167 258V259H166ZM191 258V259H190ZM234 258V259H233ZM249 258V259H248ZM49 259V260H48ZM104 259V260H103ZM146 259V260H145ZM231 259V260H230ZM93 260V261H92ZM95 260V261H94ZM103 260V261H102ZM109 260V261H108ZM132 260V262H131ZM139 260H140V263H139ZM154 260V262H153ZM159 260V261H158ZM237 260V261H236ZM254 260V261H253ZM101 261V262H99ZM122 261V262H121ZM157 261V262H156ZM174 263H173V262ZM177 261V263H176ZM205 261V262H204ZM232 261V262H231ZM235 261V263L233 262ZM5 262V263H4ZM37 262V263H36ZM47 262V263H46ZM130 262V263H129ZM179 262V263H178Z\"/></svg>",
	"mask_w": 264,
	"mask_h": 264
},
{
	"label": "bare ground",
	"instance_id": "bare-ground-1",
	"mask_svg": "<svg viewBox=\"0 0 264 264\" xmlns=\"http://www.w3.org/2000/svg\"><path fill=\"white\" fill-rule=\"evenodd\" d=\"M21 1H23V0H21ZM34 1H36V0H34ZM34 1H32V3L34 2ZM46 0H44V2H45ZM59 1V0H58ZM69 1V0H68ZM67 1V3L69 4V2ZM75 1H77L78 3H81V5H83V7L84 8H88V4H90V6L91 7H93L96 11L95 12H97L98 11V13H95L94 11H92L91 10V7L89 8V10H87L90 14H91V11L92 12H94V13H92V14H95L94 16L93 15H91L93 18H95L96 17V20L98 19V21L97 22H99V19H100V17H102V15H101V13L100 12H102V14L103 13H105L104 15H106V13L108 12V10L106 11L104 8H103V6L107 9V8H109L110 10V12H108L107 14H114L113 15V17H111L110 15H108V17H105L104 18V16L102 17V19H104V20H107V23H108V21L110 22V21H112V19L113 20H115V22H119V19H120V22H122L123 21V23H121V24H119V23H116V24H118V26L121 28H123V30L122 31H124V29L126 30V28H127V26L128 25H130V24H132L133 22H135L136 23V25H137V27H136V25H134L136 28V31H137V29H139V27L138 26H140L141 25V22L142 21H144V20H146L145 22H147V24L149 23V21L152 19L153 21L155 20H157L156 22H158V21H160V20H158V16L156 17V16H154L155 14V6L159 3V5H161L162 6V3H164V2H162V1H164V0H159V2L157 3L156 2V0H154L155 2H153V0H151V1H149V3H147L145 0H142L143 2L142 3H138L140 6H142V4H144L145 2L147 3V4H150V3H154V4H152V5H154L153 6V8H152V6L151 5H149L151 8H152V10H151V12H150V10L148 11V12H146V13H148L149 14V12H150V14L148 15H145L146 17L147 16H151V17H153V18H148V19H150V20H148L147 21V18L146 19H144L143 17H144V15H143V13L141 14L140 13V11H142V10H139L138 8L136 9V7L135 6H133V5H138L137 4V2L139 1H137L136 2V0H135V2L133 1V2H129V1H132V0H129V1H127V0H96V1H92V0H75ZM166 1V0H165ZM169 0H167L166 1V3H167V7H170L171 9L173 8V5H174V8L171 10V9H166L165 8V6H166V3H164V5L162 6V8H164L163 10H165V11H163V12H166V14H168L167 12H170V10L172 11V12H174L175 10L176 11H178L177 9H179V7H177L178 5H175L176 4V2L174 3V2H172V1H174V0H170L169 2H168ZM179 1V3L178 4H181L180 5V7H184V6H187V8L186 9H188V7H190L191 9H193L194 10V8L196 9L197 7H201L200 5H199V3H201L202 1H200V2H198V1H196V0H178ZM204 1V0H203ZM227 1V0H226ZM238 2H242V0H237ZM246 1V0H245ZM245 1H244V3H245ZM254 1V0H253ZM24 3H26V1H23ZM29 0H27V3H26V5H29ZM30 2H31V0H30ZM51 2L53 3H57L56 1H53V0H51ZM60 2H61V0H60ZM72 2V3H71ZM77 2H74V0H72V1H70V4L73 6L74 4L75 5H77L78 3ZM102 2V3H101ZM140 2V1H139ZM172 2V3H171ZM181 2V3H180ZM224 4V2H225V0H224V2L222 1V0H205L203 3H205V5L203 4L202 6H204V9L205 8H207L206 10L208 11V7H210L211 8V5L212 6H219L220 4H222V3ZM259 2V1H258ZM14 3V2H13ZM35 3V2H34ZM47 3H48V0H47ZM47 3H45V5H47ZM53 3V4H54ZM62 4L64 3H66V1L64 2L63 0H62V2H61ZM83 3V4H82ZM103 3H104V5H103ZM131 3V4H130ZM157 3V4H156ZM171 3V5L169 6V4ZM174 3V4H173ZM220 3V4H219ZM228 3H230V2H228ZM234 3V2H233ZM236 3V2H235ZM256 3V2H255ZM5 4V3H4ZM12 4V3H11ZM20 4V3H19ZM40 4V3H39ZM48 4H50V6H54V8L55 7H59L60 5H58V6H55L56 4H52L51 5V3L49 2ZM69 4V6H70V12H72V14H73V12L74 11H76L77 9H79L78 11H76V12H74V13H78L79 12V14H75L76 16H85V14H83L84 12H86V9L83 11H81L80 9L81 8H79L81 5L80 4H78L76 7H78V8H76L75 7V5L72 7L71 5ZM84 4H86V6L87 7H85L84 6ZM94 4V5H93ZM102 4V5H101ZM133 4V5H132ZM146 4V5H147ZM219 4V5H218ZM252 4V3H251ZM263 4V3H262ZM25 5V4H24ZM44 5V6H45ZM93 5V6H92ZM99 5H100V7H99ZM107 5H109V6H107ZM130 5V6H129ZM184 5V6H183ZM208 5V6H207ZM210 5V6H209ZM230 5V4H229ZM235 5V4H234ZM244 5V4H243ZM20 6L21 5H19V8H20ZM22 6H23V3H22ZM38 6H41V5H38L37 4V7ZM43 6V7H44ZM49 6V5H48ZM50 6L48 7V8H50ZM95 6H96V8H98L99 7V9L101 10H98V9H96L95 8ZM98 6V7H97ZM107 6V7H106ZM140 6H138V7H140ZM145 6V5H144ZM207 6V7H206ZM228 6V5H227ZM256 6V5H255ZM46 7V6H45ZM103 9H102V8ZM128 7V8H127ZM134 7H135V12H133V10H134ZM147 7V6H146ZM145 7V8H146ZM177 9H176V8ZM261 7H262V5H261ZM264 7V6H263ZM27 8V6L25 7L24 6V9H26ZM38 8H40V7H38ZM47 8V9H48ZM53 8V9H54ZM72 8H73V11H72ZM74 8H76V9H74ZM92 8V9H93ZM115 8V9H114ZM162 8H160V9H162ZM189 8V9H190ZM203 8V7H202ZM236 8V7H235ZM240 8V7H239ZM21 9H23V7H21ZM50 9H52V7L50 8ZM60 9V10H59ZM59 9H54V10H52V12L53 11H55V14H54V16H51V14H50V16L51 17H49L50 18V21H52V24H50L51 26H54V28L53 29H51L50 28V26H48V24H49V22L48 21H46V24H47V22H48V24L45 26V23H42L43 21H42V19H45L46 17L45 16H41V15H43V13L44 12H42L41 11V17H42V19L41 20H39V21H41L40 23L41 24H43V25H40L38 22H37V24H35L34 26L35 27H32V25L34 24V21H33V23H32V25H31V29L32 28H34L33 30H36L37 28V26H38V24H39V26H41V29L44 27V29H45V27H46V29H48L47 27H49L50 29H49V31H51V30H53V31H51V32H49L48 30H45L46 32L48 31L49 33H45V31L43 32V29L41 30V29H38L39 31H35V32H31L30 33V31H28L27 33L29 34V36H28V34L26 33V35L28 36V39H27V41L25 40L26 39V37H25V39L23 40V41H25V44H26V46H24V45H20L21 47H19V48H17V50H21V53H19V51H15V52H17V53H19L20 55H25L24 54V52L23 51H28L27 52V54H28V56H29V53H31L30 55H31V58L29 57V59H28V61H27V64L25 65V70L28 72V69H29V71L31 70V69H33V71H34V69L36 70V71H34V74L32 75V73L31 74H29V73H27V75H25V70H24V68L22 69V72L24 71L25 73H23V75L24 76H22V77H24V78H22L21 77V80H18V79H20V78H18V76L17 75H15L14 77L16 78V76H17V80L15 81V79L13 80V82L15 83V82H18L19 81V83H18V85H20L21 86V92H22V89L24 90V87L22 86L23 84L25 85V87H26V89H25V91L24 92H22V93H20V91L19 92H17L18 94H16V95H19V93H20V95L19 96H21V97H23L22 95H25L24 96V99H26V102L25 101H22L23 100V98L21 99V98H19V96L17 97L16 95H14L13 96V98H11V99H9L7 102H6V104H5V106H8V107H10V111L12 112L13 110L15 111V109L17 108H19V107H17L16 105L18 104V102H19V104L20 103H22V102H24V104L26 103V109H23V107L25 106L24 104H23V107L20 109L19 108V110H18V113H17V115L12 119V120H10L9 121V124L11 125H14V124H16L17 122L19 123V122H21L23 125H24V127L22 126V135H20V137L19 138H17L18 139V141L16 142V147L17 148H21V152H20V158H19V161H20V163H21V167H22V169H23V172L20 174V178L22 179L21 180V182H22V185H23V187H21V188H23V190H24V188H25V197H27L26 198V201H25V206L26 207H28V208H32L33 207V205H32V200H34L33 202H37V204H40V205H38L37 206V204H34L35 206V208L33 207V210H35V212H37V216L36 217H34V220H32L33 222H36L37 224H35V223H33V225H31L30 224V226H32L31 228H33V226H34V229H36L37 227V229L36 230H32V232H39L40 230H42V231H40L39 232V234L36 232L34 235L33 234H31V235H33V236H36L37 235V238L38 239H36V237H33V239H31L32 241H33V243H34V249H36L35 251H37V254L39 255V259L37 260V261H39V264H42V263H40L41 262V260H42V262L46 259L45 257H47V255H48V253L51 251L50 249L51 248H53L54 246H56L57 247V249L59 248V247H62V246H64L65 244H64V239H65V236L67 235V234H65V232H69L70 230H73V229H76L77 228V226L78 227H80L79 228V230L81 231L82 230V232L83 231H87V232H90L91 233V231H89V230H96L98 227L97 226H100L99 224V222H98V220H96L97 219V216H96V218H94L93 216H91V218L93 217V219H92V222H97V223H95V225L91 222V218L90 217H87V218H83V220H84V222H82L79 218H77V220H76V218H74V216H75V213L76 212H78V211H81L80 209H78L79 208V205L80 204H77V203H75V204H77L78 205V207H77V209H74L73 207H75L76 208V206L77 205H75V204H73V202H71L72 200L74 201V199H73V197H71L72 195L73 196H75V194H77V193H75L74 192V189L75 188H73V187H71L72 189H70V187L67 185H65L66 187H69L68 189L64 186V185H62V187H64V188H62V187H60V188H58L57 187V185H58V182L59 181H61V178H62V176L60 175V174H57L55 171H50V168H49V166H48V162H47V156H48V154L49 155H54L55 157H53V158H55V159H57L58 157H60V158H63L62 157V155L63 154H65L66 152H68L69 150V153H70V155H72L71 157H65V158H67V160H66V164H68V168L70 167L71 169H69V170H71L70 171V173H68V177H70L69 179H71L73 176V174H74V177L76 178V172H75V168H77V170H79V169H81V168H79L80 166L82 167V165L83 164H81V159H80V162H79V160H78V157H76L75 156V158H74V156L73 155H76L77 154V151H76V149L77 150H79L78 152H80V150L81 151H84V148H85V145L87 144L86 142H85V138L86 137H88L89 136V132L88 131H90L91 129L93 130V131H90V133H93L95 130V132H94V134L95 133H97L98 131H99V129H100V131H99V133L96 135V137L97 138H102L101 139V143L103 144V145H101L100 147H99V151L100 152H98V150L96 149V151L100 154V155H98V156H100V157H96L95 159H96V161L98 160L99 161V163H101V165H100V167H99V171H100V174L102 173L103 174V176H102V180L104 181V183L106 184V185H104V183L102 184V186L100 187V189L101 190H98L97 191V193L96 194H94L95 195V197L96 196H99L100 195V197H99V200L102 202H105V203H107L106 201H107V197H109V196H107V195H109L113 190H115L116 188H117V190H118V188H119V190H120V186H121V190L123 189V187H125L123 184L122 185H120L121 183H120V181H119V185L118 184H116L115 182H114V184H111L110 183V185L108 184L109 183V180L108 179H110L111 177L113 178V176H114V178L115 177H119L120 176V178L121 177H123V175L125 176L126 175V173L127 174H129V171L131 170V169H133V172H134V168L133 167H131V169L128 171L127 169V171L128 172H126V170H125V174H124V171H123V173H121L120 175H119V173L122 171V170H120V171H118V169L120 168L119 166V164H120V162L121 161H123L124 159H126V157L128 156H131V155H133L134 156V154L132 153V150L131 151H129V149L128 148H131L130 146H133V145H135V142L136 141H139L138 139H140L139 137L141 136V138L142 137H144V135L145 134H143V133H146L147 134V131H148V129H144V128H142V126H143V124H145V123H148V122H142V125L141 126H139V128H138V126L137 125H139L138 123H136V122H138V121H140L139 123H141V120L142 119H144L143 121H145V120H147L146 119V117H142V113L140 114V113H137L133 108H135V107H133V105L135 104V98L136 97H140V98H143L144 100H150L151 98L153 99L154 98V96L152 97V95H151V98L149 99V97H150V95L148 94V95H146V92H144L145 94H144V96L143 95H141V93L139 94L138 92H137V95L135 94L136 92H135V90H137L136 88H138L139 89V87L138 86H140L141 85V83H142V81L144 82V80H142V78H139V77H141V75L140 76H136L138 73H134L133 71H131V70H129V69H126V67H124V65H122V64H120V62H115V63H112L113 61H111L110 62V60H109V56L106 54L107 53V49L109 48H107L106 47V49L105 50H103L102 49V51L100 50V48H99V50H97V51H95V52H93L94 51V49H93V47H91L90 49L91 50H93V51H87L86 52V55L84 54V56H81V57H79V58H77V60H76V58H75V53H73V51H75L76 50V48H79L78 46H80V48H84V46L86 45V43H88L89 41H91L92 40V42L94 43H96L95 44V50H96V46L97 47H102L103 48V46H112V47H114V46H116V47H114V48H117V50H118V53H119V51L122 53V54H124V56L126 57L127 55H131L130 57V59H132L133 57H132V54H134L133 56H135V54H136V52L140 49V46L142 47L143 45L141 44V43H143V42H141L142 40H144V39H140V37L142 36V35H144V34H146V33H148V35H150L149 34V29H144L145 27H143V29H144V34H142L143 33V29H140V30H138V32H140V34L138 35V34H136V35H132V33H131V31H135V29L134 28H131L132 30L129 32V26H128V28L127 29H129L128 30V33H129V35L130 36H132L133 38H132V44L133 43H136L137 44V41H138V44H139V46H138V44H137V46L139 47V49H138V47H135V46H133V45H131V46H133V47H131V46H129L128 44L130 43V40H128V39H126V37H125V35H123L122 34V31L121 30H119V28L118 29H116V30H118V32L116 31V30H109V29H107V31H106V29L104 28L103 29V31L102 30H99L98 32H95V31H90V32H70L69 31V33H67V32H65L63 29H62V27H59V26H61V25H64V23H66L64 26H67L69 23L68 22H70V24L72 25L73 24V26L75 25L74 23L76 22V24H77V20L75 19V15H72V17H73V19L72 20H75V22H73V21H71L70 19H71V17H69V16H71L70 15V13H69V11L67 10V9H62L61 10V8L59 7ZM83 9V8H82ZM113 9V10H112ZM158 9V8H157ZM181 9V8H180ZM198 9V12H199V9L200 8H197ZM217 9V8H216ZM262 9V8H261ZM6 10V9H5ZM27 10H29V8H27ZM67 10V14L66 13H63L65 16H61V14H60V12L62 11V12H65ZM127 10H128V12H127ZM130 10L132 11V13L130 12ZM185 10V9H184ZM232 10V9H231ZM236 10V9H235ZM260 10V9H259ZM19 11H20V9H19ZM22 11V13H25V15H27L26 14V12H23V11H26V10H21ZM40 11V10H39ZM60 11V12H59ZM81 11V12H80ZM139 11V12H138ZM152 11L154 12L153 14L154 15H151L152 14ZM195 11V10H194ZM200 11H202V10H200ZM262 11H264V8H263V10ZM37 13H38V11H36ZM51 12V13H52ZM59 14V15H56L57 13ZM83 12V13H82ZM88 12H86V14H87V18H88V16L90 17V15H88ZM111 12H114V13H111ZM158 12L159 11H157V14H158ZM162 12V11H161ZM185 12V11H184ZM183 12V13H184ZM211 12V11H210ZM229 12V11H228ZM16 13V12H15ZM36 13V16L34 15V17H37L36 19H38L39 17V14H40V12L37 14ZM100 13V17H99V15H97L96 16V14H99ZM125 13L127 14V15H129V16H126L125 15ZM137 13H138V15H137ZM182 13V15L183 16H181V19L183 20V21H185V19L186 20H188V21H185L184 23H186V24H183V30H181V31H186V29L188 28V27H190V28H192L193 29V27H194V24H197V23H194V22H197V21H200L199 20V18H198V20L196 19L198 16H197V11L196 12H194V14H190V12H189V14H190V18L186 15H184ZM191 13H193L192 11H191ZM216 13V12H215ZM242 13V12H241ZM62 14V15H63ZM81 14H83V15H81ZM156 14V15H157ZM163 14V13H162ZM176 14V13H175ZM174 14V15H175ZM200 14V18L202 17L201 16V13H199ZM208 14V13H207ZM210 14V13H209ZM212 14V13H211ZM221 14V13H220ZM247 14V13H246ZM260 14V13H259ZM263 14V13H262ZM18 15V14H17ZM25 15L23 16V15H21L20 17H22L23 19L25 18ZM38 15V16H37ZM44 15H46V14H44ZM48 16H49V14H47ZM55 15L57 16V18H60V17H63V19H65V18H67V17H69V18H67L66 20H67V22H64V21H66V20H60L59 19V21H61L60 23H61V25H59L58 23H56V24H54L53 25V21H55V22H59V21H57V19L55 18ZM69 15V16H68ZM124 15H125V17H124ZM140 15V16H139ZM142 15V16H141ZM161 15V14H160ZM172 15V14H171ZM171 15H165L166 17L167 16H171ZM179 15V14H178ZM238 15V14H237ZM28 16V15H27ZM110 16V17H109ZM137 16V17H136ZM165 16H163L164 18L163 19H165ZM176 16V15H175ZM191 16H192V18H193V16H194V18L192 19L191 18ZM196 16V17H195ZM209 16V15H208ZM224 16V15H223ZM233 16V15H232ZM253 16V15H252ZM255 16V15H254ZM260 16H261V14H260ZM8 17V16H7ZM40 17V18H41ZM81 17H76V18H79V21H80V18ZM97 17H99V18H97ZM138 17H141V18H138ZM187 17V18H186ZM227 17V16H226ZM48 18V19H49ZM51 18L53 19V20H51ZM84 18H86V17H84ZM106 18H108V19H106ZM137 18H138V20H137ZM161 18V17H160ZM177 18V17H176ZM214 18V17H213ZM217 18V17H216ZM237 18V17H236ZM258 18V17H257ZM263 18H264V15H263ZM263 18H261V20H264ZM26 19H27V17H26ZM47 19V18H46ZM55 19V20H54ZM69 19V20H68ZM81 19H83V18H81ZM110 19V20H109ZM136 19V20H135ZM142 21H141V20ZM166 19H168V17L166 18ZM220 19V18H219ZM223 19H224V17H223ZM227 19V18H226ZM231 19V18H230ZM34 20H35V18H34ZM96 20L94 21V22H96ZM118 20V21H117ZM179 20V19H178ZM177 20V21H178ZM202 20V19H201ZM241 20V19H240ZM78 21V22H79ZM139 23H138V22ZM141 21V22H140ZM153 21H151V22H153ZM192 21H194L193 22V26H192ZM205 22L206 21H211V18H209L208 20H204ZM223 21V20H222ZM225 21V20H224ZM257 21V20H256ZM255 21V22H256ZM45 22V21H44ZM54 22V23H55ZM73 22V23H72ZM81 22V21H80ZM127 22H131L130 24L129 23H127ZM166 22V21H165ZM163 22L164 23V25L166 24V23H168V22H170V20L168 21V22ZM189 22L191 23V26H189ZM205 22H203L204 24H205ZM207 22V23H208ZM28 23V22H27ZM36 23V22H35ZM111 23V22H110ZM113 24H114V21L112 22ZM124 23L126 24L127 23V26L125 27L124 26ZM135 23H133V24H135ZM158 23H160V22H158ZM172 23V22H171ZM181 23V22H180ZM183 23V22H182ZM206 23V24H207ZM247 23V22H246ZM254 23V22H253ZM252 23V24H253ZM262 23H263V21H262ZM59 25L58 27H56V25ZM69 24V25H70ZM112 24V25H113ZM123 24V25H122ZM146 24V23H145ZM146 24V25H147ZM173 24H175V22L173 23ZM187 24H188V26H187ZM200 24V23H199ZM224 24H225V22H224ZM227 24H229V22L227 23ZM235 24V23H234ZM237 24V23H236ZM249 24V23H248ZM248 24H246V25H248ZM255 24V23H254ZM2 25V24H1ZM11 25V24H10ZM68 25V26H69ZM115 25V24H114ZM122 25V26H121ZM148 25H150V24H148ZM155 25V24H154ZM168 25H170L169 23L166 25V26H168ZM208 26H209V24H207ZM239 25V24H238ZM250 25V24H249ZM39 26H38V28H39ZM43 26V27H42ZM130 26H132V25H130ZM141 26H145V25H141ZM166 26H164V27H166ZM185 26H187V27H185ZM240 26V25H239ZM100 27V26H99ZM107 27V26H106ZM152 27V26H151ZM157 27L159 28V26L157 25ZM155 28V29H158V28ZM163 27V26H162ZM169 27H171V26H168L167 27V29H169ZM173 27V26H172ZM180 27H181V25H180ZM179 27V28H180ZM213 27V26H212ZM217 27V26H216ZM255 27V26H254ZM36 28V29H35ZM55 28H60L59 30H54ZM65 28V27H64ZM97 28V27H96ZM101 28V27H100ZM121 28V29H122ZM142 28V27H141ZM149 28V27H148ZM153 28H154V26H153ZM186 28V29H185ZM239 28V27H238ZM256 28H258V27H256ZM29 29V28H28ZM152 29V28H151ZM154 29V32L152 33L153 35H155L154 33L156 32V30ZM215 29V28H214ZM221 29V28H220ZM226 29V28H225ZM27 30V29H26ZM60 30H61V32H60ZM105 30V31H104ZM141 30H142V33H141ZM188 30V29H187ZM213 30V29H212ZM232 30V29H231ZM237 30V29H236ZM247 30V29H246ZM249 30V29H248ZM247 30V31H248ZM256 30V29H255ZM260 30H262V29H260ZM40 31H42V32H40ZM134 31H133V33H134ZM147 31V32H146ZM202 31V30H201ZM227 31V30H226ZM233 31V30H232ZM246 31V32H247ZM65 32V33H64ZM121 32V34H119ZM146 32V33H145ZM178 32V31H177ZM187 32V31H186ZM185 32V33H186ZM197 32H199V31H197ZM216 32V31H215ZM237 32V31H236ZM263 32V31H262ZM181 33V32H180ZM184 33V34H185ZM205 33V32H204ZM211 33V32H210ZM230 33H231V31H230ZM234 33H235V30H234ZM243 33H245V32H243ZM242 33V34H243ZM260 33V32H259ZM91 34L93 35V36H91ZM167 34V33H166ZM178 34V33H177ZM183 34V33H182ZM217 34V33H216ZM215 34V35H216ZM223 34V33H222ZM221 34V35H222ZM238 34V33H237ZM240 34H241V31H240ZM257 34V33H256ZM170 35V34H169ZM181 35V34H180ZM188 35V34H187ZM212 35V34H211ZM210 35V36H211ZM234 35V34H233ZM122 36V37H121ZM124 36V37H123ZM137 36V37H136ZM146 36H147V34H146ZM151 36V35H150ZM155 36H157V37H159L158 35H155ZM183 36V35H182ZM189 36V35H188ZM222 36H224V35H222ZM242 36V35H241ZM251 36H252V34H251ZM259 36V35H258ZM134 37H136L137 39H134ZM143 37H145V36H143ZM166 37V36H165ZM169 37V36H168ZM214 37V36H213ZM217 37V36H216ZM257 37V36H256ZM126 40H125V39ZM146 38V37H145ZM149 38V37H148ZM207 38H209V37H207ZM232 38V37H231ZM234 38V37H233ZM245 38V37H244ZM155 39V38H154ZM166 39V38H165ZM220 39V38H219ZM257 39H258V37H257ZM96 40V41H95ZM133 40H137V41H134L133 42ZM149 40V39H148ZM147 40V41H148ZM160 40V39H159ZM161 40H162V38H161ZM160 40V41H161ZM168 40H169V38H168ZM171 40V39H170ZM175 40V39H174ZM174 40H172V41H174ZM178 40V39H177ZM192 40V39H191ZM208 40V39H207ZM218 40V39H217ZM227 40V39H226ZM245 40V39H244ZM254 40V39H253ZM23 41H21V42H23ZM129 41V42H128ZM152 41H153V39H152ZM158 41V40H157ZM195 41V40H194ZM197 41H200V40H197ZM205 41V40H204ZM210 41H211V39H210ZM223 41V40H222ZM221 41V42H222ZM242 41V40H241ZM250 41V40H249ZM13 42V41H12ZM140 42V43H139ZM146 42V41H145ZM149 42V41H148ZM155 42H156V40H155ZM162 42V41H161ZM176 42V41H175ZM180 42V41H179ZM226 42V41H225ZM230 42H232V41H230ZM229 42V43H230ZM235 42V41H234ZM97 43H98V45H97ZM101 43V44H100ZM152 43V42H151ZM171 43V42H170ZM249 43V42H248ZM256 43H257V41H256ZM12 44H14V43H12ZM37 44V45H36ZM91 44V43H90ZM193 44V43H192ZM210 44H212V43H210ZM250 44V43H249ZM17 44L15 43V46H16ZM146 45V44H145ZM148 45V44H147ZM146 45V46H147ZM153 45V44H152ZM157 45V44H156ZM175 45V44H174ZM179 45V44H178ZM216 45V44H215ZM222 45H224V44H222ZM239 45V44H238ZM253 45V44H252ZM154 46H155V44H154ZM158 46V45H157ZM166 47H167V45H165ZM168 46H169V44H168ZM189 46H191V45H189ZM209 46V45H208ZM217 46V45H216ZM16 47H18V46H16ZM28 49H27V48ZM226 47V46H225ZM231 47V46H230ZM237 47V46H236ZM11 48L13 49V45L11 46ZM111 48V47H110ZM119 48H120V50H119ZM145 48V47H144ZM156 48V47H155ZM174 48H176V47H174ZM192 48V47H191ZM203 48V47H202ZM208 48V47H207ZM233 48V47H232ZM242 48V47H241ZM255 48V47H254ZM259 48V47H258ZM9 49V48H8ZM23 49H27V50H23ZM98 49V48H97ZM159 49V48H158ZM169 49V48H168ZM167 49V50H168ZM178 49H179V47H178ZM195 49V48H194ZM200 49V48H199ZM211 49V48H210ZM218 49V48H217ZM237 49V48H236ZM243 49V48H242ZM246 49V48H245ZM253 49V48H252ZM23 50V51H22ZM40 50H41V52H40ZM87 50V49H86ZM115 50V49H114ZM142 50L144 51V49L142 48ZM142 50H140L139 52H141ZM155 50V49H154ZM153 50V51H154ZM157 50V49H156ZM160 50V49H159ZM191 50V49H190ZM204 50H205V48H204ZM230 50V49H229ZM257 50V49H256ZM7 51V50H6ZM77 51V50H76ZM75 51V52H76ZM151 51V50H150ZM162 51V50H161ZM166 51V50H165ZM208 51V50H207ZM212 52H213V50H211ZM223 51H224V49H223ZM243 51V50H242ZM23 52V53H22ZM85 52V51H84ZM89 52V54H87ZM138 52V53H139ZM160 52V51H159ZM162 52H164V51H162ZM166 52H170V51H166ZM178 52V51H177ZM186 52V51H185ZM189 52V51H188ZM200 52V51H199ZM219 52H220V50H219ZM247 52V51H246ZM39 53H41V54H39ZM72 53H73V55H74V58H75V60H73V56H71V57H69L70 55H72ZM105 53V54H104ZM137 53V54H138ZM182 53V52H181ZM191 53V52H190ZM198 53V52H197ZM205 53V52H204ZM216 53H218V52H216ZM222 53V52H221ZM241 53V52H240ZM244 53V52H243ZM115 54V53H114ZM155 54V53H154ZM227 54V53H226ZM232 54V53H231ZM236 54H238L237 52H236ZM113 55V54H112ZM155 55H157V54H155ZM160 55V54H159ZM158 55V56H159ZM209 55V54H208ZM86 56H88V57H86ZM148 56V55H147ZM170 56H173V55H170ZM169 56V57H170ZM218 56V55H217ZM230 56V55H229ZM233 56V55H232ZM235 56V55H234ZM264 56V55H263ZM262 56V57H263ZM16 57V56H15ZM68 57H69V60H68ZM83 57H85L84 58V60H83ZM91 57V58H90ZM92 57H95L94 58V60H96L95 61V63H93V58ZM125 57H123V58H120V59H122V60H124L125 59ZM157 57V56H156ZM161 57V56H160ZM164 57V56H163ZM174 57V56H173ZM213 57V56H212ZM215 57V56H214ZM20 58V57H19ZM70 58L75 62V63H73V62H71L70 61ZM80 58H82V60L80 59ZM110 58H111V56H110ZM128 58H129V56H128ZM139 58V57H138ZM159 58V57H158ZM237 58V57H236ZM235 58V59H236ZM245 58V57H244ZM256 58V57H255ZM259 58V57H258ZM78 59H80V61L78 60ZM87 59H88V61H87ZM90 59H92V63L94 64V66H92V63H91V60ZM112 60L114 59V58H111ZM134 59V58H133ZM131 60V61H134V60ZM146 59V58H145ZM166 59V58H165ZM172 59V58H171ZM175 59V58H174ZM210 59V58H209ZM232 59V58H231ZM239 59V58H238ZM246 59V58H245ZM248 59V58H247ZM259 59H262V58H259ZM258 59V60H259ZM149 60V59H148ZM157 60V59H156ZM168 60H169V58H168ZM242 60H243V58H242ZM263 60V59H262ZM67 61H70L71 63H73V64H71V63H68ZM76 61H77V63L79 62L80 64L78 65V67H75L77 64H76ZM115 61H116V59H115ZM137 61V60H136ZM139 61V60H138ZM142 61V60H141ZM145 61V60H144ZM160 62H161V59L159 60ZM220 61V60H219ZM218 61V62H219ZM228 61V60H227ZM233 61V60H232ZM238 61V60H237ZM239 61H241V58H240V60ZM25 62V61H24ZM143 62V61H142ZM153 62V61H152ZM173 61H171V63H172ZM176 62H178V61H176ZM184 62V61H183ZM182 62V63H183ZM192 62V61H191ZM203 62H205V61H203ZM208 62V61H207ZM217 62V63H218ZM230 62V61H229ZM261 62V61H260ZM15 63V62H14ZM17 63V62H16ZM111 63H112V65H111ZM119 63V64H118ZM125 63V62H124ZM132 63V62H131ZM131 63H130V66H131ZM134 63V62H133ZM137 63V62H136ZM136 63H134V64H136ZM179 63V62H178ZM177 63V64H178ZM187 63V62H186ZM190 63V62H189ZM225 63V62H224ZM76 64V65H75ZM91 64V65H90ZM115 64H118L119 66H117V65H115ZM138 64V63H137ZM151 64H153V63H151ZM159 64H161V63H159ZM163 64V63H162ZM170 64V63H169ZM168 64V65H169ZM176 64V63H175ZM194 64V63H193ZM200 64V63H199ZM203 64H206V63H203ZM215 64V63H214ZM252 64V63H251ZM261 64H262V62H261ZM19 65H20V63H19ZM88 65H90V66H92L93 67V70H95V68H96V71H97V73H98V71H99V75L98 74H95V75H97V77H92V75H93V72H95L96 73V71H93L92 70V68L90 67V66H88ZM148 65V64H147ZM157 65V64H156ZM184 65V64H183ZM182 65V66H183ZM216 65H218V64H216ZM226 65V64H225ZM225 65H223V66H225ZM229 65V64H228ZM233 65V64H232ZM236 65V64H235ZM235 65H234V67H235ZM247 65V64H246ZM249 65V64H248ZM255 65V64H254ZM264 65V64H263ZM8 66V65H7ZM13 66V65H12ZM130 66H128V67H130ZM136 66V65H135ZM140 66V65H139ZM170 66V65H169ZM179 66V65H178ZM242 66V65H241ZM251 66V65H250ZM75 67V68H74ZM134 67V66H133ZM145 67V66H144ZM149 67H150V64H149ZM157 67H158V65H157ZM167 67V66H166ZM176 67V66H175ZM186 67V66H185ZM184 67V68H185ZM189 67H192V66H189ZM200 67V66H199ZM219 67H221V66H219ZM238 68H239V66H237ZM249 67V66H248ZM255 67V66H254ZM9 68H12V67H9ZM19 68H20V66H19ZM21 68H22V65H21ZM110 68V69H109ZM136 67H134V69H135ZM139 68V67H138ZM148 68V67H147ZM168 68V67H167ZM178 68V67H177ZM181 68V67H180ZM187 68V67H186ZM202 68V67H201ZM244 68V67H243ZM253 68V67H252ZM104 69H109V71L111 72V71H114L113 73L114 74H116L117 76H115V78H116V81H115V78L113 79L115 82H113L112 84L111 83H107L106 81H109V80H107L106 78H105V74H100L102 71L101 70H103L104 71ZM163 69V68H162ZM183 69V68H182ZM203 69V68H202ZM209 69V68H208ZM222 69H223V67H222ZM224 69H226V68H224ZM249 69V68H248ZM157 70H159V69H157ZM180 70V69H179ZM199 70V69H198ZM205 70V69H204ZM216 70H218V69H216ZM233 70H235V68L233 69ZM240 70V69H239ZM256 70V69H255ZM101 71V72H100ZM106 71V70H105ZM147 71V70H146ZM170 71H171V67H170ZM191 71H193V69L191 70ZM206 71V70H205ZM226 71V70H225ZM228 71V70H227ZM229 71H230V69H229ZM10 72V71H9ZM142 72V71H141ZM204 72V71H203ZM217 72V71H216ZM262 72V71H261ZM3 73V72H2ZM150 73H152V72H150ZM156 73H157V71H156ZM191 73H193V72H191ZM222 73V72H221ZM228 73V72H227ZM264 73V72H263ZM13 74V73H12ZM18 74V73H17ZM22 74V73H21ZM90 74H92L91 76H90ZM143 74V73H142ZM153 74H155V73H153ZM163 74V73H162ZM171 74V73H170ZM196 74V73H195ZM194 74V75H195ZM213 74V73H212ZM9 75H10V73H9ZM14 75V74H13ZM13 75H10V78H11V76H12V78L11 79H13L14 77H13ZM18 75H20V74H18ZM95 75H93V76H95ZM101 75H104L103 77L101 76ZM123 75H125L127 78H129V77H133V76H136V79H137V81L138 82H136V81H129V82H126V79L123 77ZM159 75V74H158ZM177 75V74H176ZM188 75V74H187ZM187 75H185V76H187ZM196 75H198V74H196ZM208 75V74H207ZM230 75V74H229ZM2 76V74H0V77ZM92 77V78H94L93 80H95V82L98 84V85H100V86H103V85H109V87L107 88L106 86H103V88L105 87L106 89H104L103 90V92H100L99 93V97L97 96L96 98H97V101H98V99H99V106H101L102 105V107H103V109H102V111L100 112V111H98V110H101V107L100 108H95L96 106H94V110H93V113H92V111L90 110V109H87V113L89 112V113H91V114H87V115H85V118L86 119H84V125H87L88 127H86V130H87V134H86V130H85V126H83V123L81 124V121L79 122V120H75V119H78V103H77V105H76V102H75V100L74 99H70V98H72V96L70 97V98H66L67 100H71V101H74L75 102V105H74V102L73 103H70L69 101H63L64 100V98L66 97H64L63 96V94L65 95V93H67L68 91H69V89H73L74 88V86L76 85V87L77 86H80L81 87V85H79V84H83L84 82H90L91 80H92V78H89V77ZM100 76V77H99ZM167 76V75H166ZM201 76V75H200ZM203 76V75H202ZM205 76V75H204ZM211 76V74H209V77ZM218 76H219V74H218ZM4 77V76H3ZM151 77V76H150ZM162 77V76H161ZM164 77V76H163ZM161 78V79H164L165 81H163V80H161V85H162V83L166 86V80L167 79H165V77L164 78ZM177 77V76H176ZM191 77H193L192 75H191ZM196 77V76H195ZM223 77H224V75H223ZM228 77V76H227ZM232 77V76H231ZM250 77V76H249ZM122 78H124L125 79V81H124V79H122ZM146 78V77H145ZM153 78V77H152ZM157 78H159V77H157ZM185 78V77H184ZM203 78V77H202ZM206 78H208V77H206ZM205 78V79H206ZM212 78H214V76L212 77ZM89 79H90V81H89ZM109 79V78H108ZM120 79H122L121 81H120ZM177 79H178V77H177ZM198 79V78H197ZM196 79V80H197ZM215 79V78H214ZM239 79V78H238ZM242 79V78H241ZM240 79V80H241ZM245 79H247V78H245ZM2 80H4V79H2ZM9 80V79H8ZM130 80V79H129ZM173 80V79H172ZM184 80V79H183ZM182 80V81H183ZM260 80V79H259ZM258 80V81H259ZM9 81H11V83L10 84H12V80H9ZM21 81V82H20ZM154 81V80H153ZM152 81V82H153ZM188 81V80H187ZM200 81V80H199ZM211 81V80H210ZM226 81V80H225ZM231 81V80H230ZM236 81V80H235ZM238 81V80H237ZM255 81V80H254ZM6 82V81H5ZM82 82V83H81ZM156 82V81H155ZM165 82V83H164ZM173 82V81H172ZM177 82H178V80H177ZM195 82V81H194ZM193 82V83H194ZM219 82V81H218ZM243 82V81H242ZM241 82V83H242ZM248 82V81H247ZM250 82V81H249ZM249 82L247 83V84H249ZM262 82V81H261ZM21 83H22V85H21ZM78 83V84H77ZM107 83V84H106ZM145 84H147L146 83V79H145V82H144ZM158 83V82H157ZM156 83V84H157ZM167 83H168V80H167ZM170 83V82H169ZM191 83V82H190ZM210 83V82H209ZM208 83V84H209ZM220 83H222V82H220ZM219 83V84H220ZM224 83V82H223ZM227 83V82H226ZM264 83V82H263ZM4 84V83H3ZM17 84V83H16ZM95 84V83H94ZM143 84V83H142ZM175 84H176V82H175ZM184 84V83H183ZM182 84V85H183ZM202 84V83H201ZM205 84H207V83H205ZM244 84H246V82H244ZM254 84V83H253ZM260 84V83H259ZM9 85V84H8ZM18 85H17V87H18ZM86 85V84H85ZM89 85V84H88ZM87 85V86H88ZM168 85V84H167ZM170 85V84H169ZM179 85V84H178ZM235 85H237V84H235ZM261 85V84H260ZM6 85H3L1 88H0V90L2 89H4L3 87H5ZM90 86V85H89ZM143 86H145V85H143ZM176 86V85H175ZM200 86V85H199ZM203 86H205V85H203ZM210 86H213V85H211L210 84ZM242 86V85H241ZM240 86V87H241ZM244 86V85H243ZM248 86V85H247ZM250 86V85H249ZM252 87H253V85H251ZM255 86V85H254ZM257 86V85H256ZM259 86V85H258ZM257 86V87H258ZM262 86V85H261ZM9 86H7L6 88H8ZM16 87V86H15ZM84 87V86H83ZM187 87H189V86H187ZM208 87V86H207ZM5 88V90H1L3 93H5V92H7V89ZM79 88V87H78ZM159 88V87H158ZM164 88V87H163ZM166 88V87H165ZM175 88V87H174ZM176 88H179V86L178 87H176ZM185 88V87H184ZM191 88V87H190ZM196 88H197V86H196ZM234 88V87H233ZM241 88H243V87H241ZM251 87H249V89H250ZM253 88H255V87H253ZM11 89H13V88H11ZM72 89H71V92H73L72 91ZM76 88H74L73 90L74 91H77V90H75ZM82 89V88H81ZM149 89V88H148ZM154 89V88H153ZM162 89V88H161ZM169 89V88H168ZM183 89V88H182ZM214 89V88H213ZM235 89H237V87L235 88ZM248 89V88H247ZM258 89V88H257ZM257 89H256V91H257ZM68 90V91H67ZM128 90H130L131 92H129ZM152 90V89H151ZM174 90V89H173ZM176 90H179V89H176ZM181 90V89H180ZM206 90H208V89H206ZM227 90V89H226ZM242 90H244V89H242ZM246 90V89H245ZM5 91V92H4ZM132 91L134 92V94L132 95V96H130V94L132 93ZM140 91V90H139ZM163 92L162 93H164V89L162 90ZM166 91H167V89H166ZM169 91H171V89H169ZM184 91H186V89L184 90ZM194 91V90H193ZM204 91V90H203ZM225 91V90H224ZM223 91V92H224ZM250 91V90H249ZM93 92V91H92ZM92 92H91V94H92ZM130 94H129V93ZM181 92H183L182 90H181ZM190 92V91H189ZM213 92V91H212ZM211 92V93H212ZM222 91H221V93H223ZM236 92V91H235ZM238 92V91H237ZM244 92V91H243ZM246 92V91H245ZM248 92V91H247ZM251 92V91H250ZM79 93V92H78ZM152 93V92H151ZM150 93V94H151ZM154 93V92H153ZM161 93V94H162ZM167 93V92H166ZM165 93V94H166ZM195 93V92H194ZM201 93V92H200ZM227 93V92H226ZM229 93V92H228ZM14 94V93H13ZM90 94V93H89ZM96 94V93H95ZM98 94V93H97ZM174 94V93H173ZM183 94V93H182ZM189 94V93H188ZM197 94V93H196ZM203 94V93H202ZM202 94H200V96L202 95ZM208 94V93H207ZM220 94V93H219ZM234 94V93H233ZM239 94H240V92H239ZM244 94V93H243ZM249 94V93H248ZM258 94V93H257ZM262 94H264V93H262ZM76 95L77 94H75V97H76ZM85 95V94H84ZM155 95V94H154ZM198 95V94H197ZM205 95V94H204ZM226 95V94H225ZM235 95L236 94H234V98H235ZM241 95V94H240ZM246 95V94H245ZM244 95V96H245ZM68 96V95H67ZM80 96H81V94H80ZM91 96V95H90ZM90 96H88L89 98H90V100L92 99V102L94 101V100H96V99H94L93 100V98H92V96L90 97ZM159 96H160V94H159ZM172 96V95H171ZM186 96V95H185ZM184 96V97H185ZM188 96H190V95H188ZM228 96V95H227ZM248 96H250V95H248ZM264 96V95H263ZM87 97V96H86ZM164 97V96H163ZM177 97V96H176ZM195 97H196V95H195ZM198 97V96H197ZM216 97V96H215ZM219 97V96H218ZM222 97V96H221ZM241 97V96H240ZM252 97V96H251ZM82 98H83V96H82ZM88 98V99H89ZM131 98H132V100H131ZM169 98V97H168ZM180 98H183L182 96L180 97ZM179 98V99H180ZM204 98V97H203ZM230 98H232V97H230ZM156 99V98H155ZM159 99V98H158ZM164 99V98H163ZM170 99V98H169ZM169 99H167V100H169ZM188 99V98H187ZM189 99H190V97H189ZM195 99V98H194ZM193 99V100H194ZM197 99V98H196ZM213 99V98H212ZM233 99V98H232ZM235 99H237V96H236V98ZM242 99V98H241ZM253 99V98H252ZM261 99V98H260ZM21 102H20V101ZM90 100H88L89 102H90ZM117 100L118 101H120L121 102V104H120V102H118V103H116L117 102ZM174 100V99H173ZM201 100V99H200ZM227 100H228V97H227ZM234 100V99H233ZM18 101V102H17ZM114 102V103H111V102ZM137 101V100H136ZM151 101V100H150ZM164 101H165V99H164ZM176 101H178V100H176ZM175 101V102H176ZM184 101V100H183ZM187 101V100H186ZM198 101V100H197ZM202 101H203V99H202ZM232 100H230V102H231ZM236 101V100H235ZM239 101V100H238ZM16 102H17V104H16ZM70 103V106H68L67 107V105H69V103ZM89 102H87V104H90ZM122 102H123V104H124V106L122 105ZM153 102V101H152ZM160 102V101H159ZM172 102V101H171ZM170 102V103H171ZM194 102V101H193ZM196 102V101H195ZM223 102V101H222ZM228 102V101H227ZM242 102H243V99H242ZM68 103V104H67ZM85 103V102H84ZM116 103V104H115ZM139 103V102H138ZM141 103V102H140ZM147 103V102H146ZM151 103V102H150ZM168 103V102H167ZM170 103H168V104H170ZM182 103V102H181ZM184 103V102H183ZM202 103H204V102H202ZM218 103V102H217ZM232 103V102H231ZM62 104V105H61ZM64 104H66V105H64ZM114 105V107L116 108V107H119L118 105L120 104V105H122V107L120 108V110H118V109H114V108H112L111 107V105ZM152 104H154V103H152ZM157 104V103H156ZM160 104V103H159ZM161 104H164V103H162L161 102ZM185 104H187V103H185ZM230 104V103H229ZM117 105V106H116ZM144 105V104H143ZM148 105V104H147ZM200 105V104H199ZM216 105V104H215ZM221 105V104H220ZM219 105V106H220ZM227 105V104H226ZM66 108H65V107ZM71 106H73L72 108L74 109L75 107V109H74V111L76 112H74L73 110H72V108H71ZM88 106V105H87ZM86 106V107H87ZM98 106V107H99ZM166 106V105H165ZM170 106V105H169ZM168 106V107H169ZM210 106V105H209ZM208 106V107H209ZM222 106V105H221ZM220 106V107H221ZM228 106V105H227ZM231 106V105H230ZM70 107V108H69ZM93 107V106H92ZM152 107V106H151ZM157 107V106H156ZM159 107V106H158ZM183 107V106H182ZM190 107V106H189ZM200 107H202V106H200ZM218 107V106H217ZM219 107V108H220ZM224 107H226V106H224ZM80 108V107H79ZM88 108H90V106L88 107ZM140 108V107H139ZM149 108V105H148V107H147V109ZM161 108H162V106H161ZM196 108V107H195ZM198 108V107H197ZM218 108V109H219ZM223 108V107H222ZM222 108H220V109H222ZM228 108V107H227ZM16 109V110H17ZM92 109V108H91ZM97 109V111H95ZM143 109H145L146 111H147V109L145 108V107H143ZM153 109H154V107H153ZM174 109V108H173ZM202 109V108H201ZM205 109V108H204ZM215 109V108H214ZM5 110V109H4ZM22 110V111H21ZM23 110H24V112H23ZM72 110V111H71ZM140 109H137V111H139ZM142 110V109H141ZM176 110V109H175ZM182 110V109H181ZM185 110H187L186 109V107H185ZM227 110V109H226ZM261 110V109H260ZM80 111V110H79ZM85 111V110H84ZM91 111V112H90ZM145 111V112H146ZM152 111V110H151ZM161 111H162V109H161ZM195 111V110H194ZM206 111H207V109H206ZM221 111H223V110H221ZM96 112V113H95ZM98 112V113H97ZM144 112V113H145ZM169 112V111H168ZM172 112V111H171ZM185 112V111H184ZM191 112H192V110H191ZM200 112H202V111H200ZM211 112H213V111H211ZM2 113V112H1ZM10 113V112H9ZM22 113V114H21ZM157 113V112H156ZM156 113H153V114H156ZM181 113H183V112H181ZM187 113H188V111H187ZM206 113V112H205ZM218 113H219V111H218ZM74 114H76V115H74ZM93 114V115H92ZM139 114V115H138ZM158 114H160V113H158ZM172 114V113H171ZM177 114V113H176ZM213 114V113H212ZM214 114H215V112H214ZM221 114V113H220ZM224 114H226V113H224ZM262 114V113H261ZM21 116V118H19V116ZM90 115V116H89ZM92 115V116H91ZM161 115V114H160ZM181 115H183V114H181ZM192 115V114H191ZM196 115V114H195ZM200 115H201V113H200ZM218 115V114H217ZM256 115V114H255ZM81 116V115H80ZM138 116V117H137ZM139 116H141L142 118H140ZM147 116H148V112H147ZM150 116V115H149ZM152 116V115H151ZM198 116V115H197ZM209 116V115H208ZM222 116V115H221ZM225 116V115H224ZM261 116V115H260ZM13 117V116H12ZM74 117H76V118H74ZM87 117H90L89 118V120L87 119ZM155 117V116H154ZM159 117V116H158ZM186 117V116H185ZM200 117V116H199ZM203 117H205V116H203ZM216 117V116H215ZM228 117H229V115H228ZM233 117V116H232ZM9 118V117H8ZM61 118H63L64 119V121H61ZM136 118H137V120L138 121H136ZM172 118H174V117H172ZM178 118V117H177ZM218 118H220V117H218ZM260 118H262V117H260ZM20 119V120H19ZM62 119V120H63ZM93 119H95V121L93 120ZM152 119V118H151ZM184 119V118H183ZM189 119V118H188ZM191 119V118H190ZM196 119V118H195ZM211 119V118H210ZM225 119V118H224ZM23 122H22V121ZM73 120H75V122L73 121ZM87 121V124H86V121ZM93 120V121H92ZM163 120V119H162ZM174 120V119H173ZM206 120V119H205ZM208 120V119H207ZM212 120V119H211ZM218 120V119H217ZM220 120V119H219ZM25 121V122H24ZM29 121H31V122H29ZM154 121V120H153ZM190 121V120H189ZM196 121V120H195ZM204 121V120H203ZM209 121V120H208ZM227 121V120H226ZM26 122H27V124H26ZM48 123V122H50L51 123V127L49 128L50 130H51V128H52V131H54V129L53 128H57L58 130H60L59 128L60 127H63V129L64 128H66L68 131H67V137L65 138V137H61L64 141H59L58 140V138L59 137H55L56 136V134L59 132L58 130H57V132L55 133V134H53V136L52 137H50V139L48 138V139H46V138H43V137H45V134H44V136H43V133L45 132V130L47 129V128H45L44 127V123ZM78 122H79V124H80V126H79V124H78ZM93 122V123H92ZM95 122V123H94ZM152 122V121H151ZM157 122H158V120H157ZM164 122H165V120H164ZM168 122V121H167ZM170 122H171V120H170ZM184 122V121H183ZM214 122V121H213ZM261 122V121H260ZM25 123V124H24ZM29 123H32V124H29ZM42 123V124H41ZM61 123H63V124H61ZM176 123H178V122H176ZM187 123V122H186ZM209 123V122H208ZM216 123V122H215ZM225 123V122H224ZM224 123H222V124H224ZM263 123V122H262ZM49 124V123H48ZM59 124L60 125H62V126H60L59 127ZM68 124V125H67ZM75 124H76V126H75ZM95 124L97 125V126H95ZM99 124V125H98ZM158 124V123H157ZM172 124V123H171ZM188 124V123H187ZM221 124V123H220ZM43 125V126H42ZM55 125H56V127H55ZM66 125V126H65ZM82 125V126H81ZM119 125V126H118ZM121 125H124L125 126V130H123V129H121L120 128V126ZM146 125V124H145ZM144 125V126H145ZM161 125V124H160ZM167 125V124H166ZM264 125V124H263ZM65 126V127H64ZM74 128H73V127ZM98 126H100V127H98ZM180 126H182V125H180ZM219 126V125H218ZM258 126V125H257ZM262 126V125H261ZM33 127H34V129H33ZM44 127V128H43ZM75 127H79L78 128V130H77V128H75ZM81 127V128H80ZM82 127H84L83 129H82ZM97 129H96V128ZM119 127V128H118ZM123 127V126H122ZM161 127L162 128H164V126L163 125H161ZM195 127H196V125H195ZM200 127V126H199ZM210 127V126H209ZM6 128V127H5ZM35 128H36V130L40 133V137L41 138H36V137H32L31 138V136H33V135H31V134H35L34 132H32V130H34L35 131ZM87 128H89V129H87ZM147 128V127H146ZM152 128V127H151ZM159 128V127H158ZM172 128V127H171ZM203 128V127H202ZM95 129V130H94ZM144 129V131H142L143 133H141V135H140V132H141V130H143ZM155 129V128H154ZM195 129V128H194ZM205 129V128H204ZM209 129V128H208ZM257 129V128H256ZM14 130H16V129H14ZM81 130H83V132L81 131ZM98 130V131H97ZM122 130V131H121ZM158 130V129H157ZM191 130V129H190ZM212 130V129H211ZM217 130V129H216ZM247 130H248V128H247ZM259 130V129H258ZM60 131H63L62 130V128H61V130ZM65 131V130H64ZM80 131V132H79ZM102 131V132H101ZM124 131V133H120V132H123ZM146 131V132H145ZM156 131V130H155ZM167 131V130H166ZM204 131H206V130H204ZM244 131V130H243ZM43 132V133H42ZM71 132H72V134H71ZM81 132H82V134H81ZM101 132V133H100ZM105 134H104V133ZM126 132H128V133H126ZM160 133H161V131H159ZM174 132V131H173ZM173 132L172 133H170V134H173ZM184 132V131H183ZM182 132V133H183ZM211 132V131H210ZM216 132V131H215ZM258 132V131H257ZM31 133V134H30ZM38 133V134H39ZM63 133V132H62ZM84 133H85V135H84ZM149 133V132H148ZM197 133V132H196ZM202 133V132H201ZM200 133V134H201ZM213 133V132H212ZM244 134H245V132H243ZM246 133H248V132H246ZM253 133V132H252ZM17 134V133H16ZM59 134V133H58ZM70 134V135H69ZM79 134L81 135V136H83V137H81V136H79ZM100 134V135H99ZM104 134V135H103ZM123 135H125L126 134V136H124L123 137V139L121 138ZM128 134H129V136H128ZM152 134V133H151ZM222 134V133H221ZM19 135V134H18ZM29 135V136H28ZM35 135H37V134H35ZM55 135V136H54ZM60 135V134H59ZM87 135V136H86ZM98 135L100 136V137H98ZM168 135V134H167ZM228 135V134H227ZM260 135V134H259ZM50 136V135H49ZM63 136V135H62ZM69 136H71V137H69ZM121 136V137H120ZM172 136H174V135H172ZM177 136V135H176ZM180 136V135H179ZM95 137V136H94ZM127 137V138H126ZM128 137H130V138H128ZM245 137V136H244ZM37 140H36V139ZM91 138V137H90ZM104 138V139H103ZM121 138V139H120ZM126 138V139H125ZM171 138V137H170ZM252 138V137H251ZM250 138V139H251ZM45 139H46V141H45ZM52 139V140H51ZM80 139L83 141V139H84V141L83 142H85L84 143V145H83V142H81V145L80 144H78V143H80ZM128 139V140H127ZM190 139V138H189ZM201 139V138H200ZM210 139V138H209ZM243 139V138H242ZM258 139V138H257ZM44 140V141H43ZM76 140V141H75ZM126 140V141H125ZM191 140V139H190ZM190 140H189V142H190ZM203 140V139H202ZM217 140V139H216ZM221 140V139H220ZM224 140V139H223ZM234 140V139H233ZM252 140V139H251ZM77 141H79V142H77ZM87 141V140H86ZM102 141H104V142H102ZM105 141H116V142H120V146H121V144H122V149H119V150H116L115 149V146H114V148H110L111 146H113V144L114 143H112V144H108V143H106ZM124 141V142H123ZM175 141V140H174ZM177 141V140H176ZM215 141V140H214ZM226 141V140H225ZM248 141V140H247ZM254 141H256V140H254ZM95 142V141H94ZM206 142V141H205ZM213 142V141H212ZM233 142V141H232ZM245 142V141H244ZM105 143H106V145H108L109 147H104V145H105ZM162 143V142H161ZM191 143V142H190ZM220 143V142H219ZM234 143V142H233ZM253 143V142H252ZM99 144V143H98ZM143 144V143H142ZM181 144V143H180ZM192 144V143H191ZM251 143L249 142V145H250ZM89 145V144H88ZM96 145V144H95ZM105 145V146H106ZM124 145V146H123ZM140 145V144H139ZM138 145V146H139ZM196 145V144H195ZM231 145V144H230ZM126 146V147H125ZM156 146V145H155ZM169 146V145H168ZM181 146V145H180ZM241 146V145H240ZM239 146V147H240ZM255 146V145H254ZM82 147V148H81ZM102 147V149H100ZM124 147H125V149H124ZM143 147H145V151L144 152H146V147H147V153L149 152V151H151L150 149H152L151 148V146H150V144H149V149H148V145H146V146H143ZM154 147V146H153ZM160 147V146H159ZM193 147V146H192ZM205 147V146H204ZM238 147V146H237ZM238 147V148H239ZM247 147V146H246ZM263 147V146H262ZM90 148V147H89ZM194 148V147H193ZM201 148V147H200ZM212 148V147H211ZM227 148V147H226ZM47 149H49V150H47ZM66 149V150H65ZM68 149V150H67ZM74 149H75V153H74ZM83 149V150H82ZM92 149V148H91ZM114 149V150H113ZM137 149V148H136ZM144 149V148H143ZM198 149H199V147H198ZM203 149V148H202ZM201 149V150H202ZM248 149H249V147H248ZM248 149H246V150H248ZM23 150V151H22ZM60 152H59V151ZM61 150L63 151V152H61ZM73 150V151H72ZM87 150V149H86ZM85 150V151H86ZM95 150V149H94ZM134 150V149H133ZM154 150V149H153ZM205 150V149H204ZM224 150V149H223ZM236 150V149H235ZM264 150V149H263ZM191 151V150H190ZM196 151V150H195ZM199 151V150H198ZM217 151H219V150H217ZM222 151V150H221ZM227 151V150H226ZM238 151V150H237ZM252 150H250L249 152H251ZM260 151V150H259ZM55 152V153H54ZM136 152H137V150H136ZM143 152V150H142V153H144ZM159 152V151H158ZM161 152V151H160ZM164 152V151H163ZM194 152V151H193ZM213 152V151H212ZM216 152V151H215ZM231 152V151H230ZM233 152V151H232ZM42 153V155H40ZM43 153H46V155L44 154V156H43ZM51 153V154H50ZM53 153V154H52ZM57 153V154H56ZM73 153V154H72ZM97 153V154H98ZM130 153H132L131 155H130ZM149 153H151V152H149ZM187 153V152H186ZM197 153V156H198V152H196ZM195 153V154H196ZM200 153V152H199ZM226 153V152H225ZM239 153V152H238ZM238 153H237V155H238ZM243 153V152H242ZM248 153V152H247ZM59 154L61 155V156H59ZM141 154V153H140ZM144 154H146V153H144ZM163 154V153H162ZM175 154V153H174ZM210 154V153H209ZM214 154V153H213ZM217 154V153H216ZM220 154V153H219ZM227 154V153H226ZM236 154V153H235ZM249 154V153H248ZM56 155H58V157L56 156ZM135 155H137L138 156V153L137 154H135ZM166 155V154H165ZM185 155V154H184ZM187 155V154H186ZM200 155V154H199ZM251 155V154H250ZM144 156V155H143ZM205 156V155H204ZM211 156V155H210ZM232 156V155H231ZM49 157V156H48ZM57 157V158H56ZM73 157V158H72ZM93 157H94V154H93ZM145 157H146V155H145ZM148 157V156H147ZM172 156H170V158H171ZM213 157H215L214 155H213ZM235 157H237V156H235ZM248 157H250V156H248ZM255 157V156H254ZM262 157V156H261ZM46 158V159H45ZM81 158V157H80ZM98 158V159H97ZM153 158V157H152ZM167 158V157H166ZM180 158V157H179ZM186 158V157H185ZM217 158V157H216ZM224 158H225V156H224ZM253 158V157H252ZM251 158V159H252ZM69 159H71V160H69ZM74 159H76V161L74 160ZM100 159V160H99ZM132 159H135V157L134 158H132ZM141 159H143V157L141 158ZM190 158H188V160H189ZM202 159V158H201ZM211 159V158H210ZM218 159V158H217ZM219 159H221V158H219ZM227 159V158H226ZM234 159V158H233ZM238 159V158H237ZM237 159H235V160H237ZM241 159V158H240ZM59 160V159H58ZM69 160V161H68ZM161 160V159H160ZM173 160H174V158H173ZM185 160V159H184ZM192 160V159H191ZM205 160V159H204ZM42 161H43V163H42ZM60 161H62L63 162V160H61L60 159ZM59 161V162H60ZM73 161V162H72ZM75 161V162H74ZM97 161V162H98ZM186 161V160H185ZM194 161V160H193ZM196 161V160H195ZM230 161V160H229ZM234 161V160H233ZM247 161V160H246ZM251 161V160H250ZM253 161V160H252ZM47 162V165H46V167H45V163ZM58 162V163H59ZM130 162V161H129ZM162 162V161H161ZM164 162V161H163ZM177 162V161H176ZM202 162V161H201ZM211 162V161H210ZM242 162V161H241ZM245 162V161H244ZM70 163V164H69ZM71 163H73V164H71ZM76 163H78V164H76ZM82 163H84V162H82ZM148 163V162H147ZM187 163V162H186ZM189 163V162H188ZM192 163V162H191ZM200 163V162H199ZM198 163V164H199ZM221 163V162H220ZM223 163V162H222ZM63 164H65V163H63ZM96 164V163H95ZM143 164V163H142ZM158 164V163H157ZM166 164H168V163H166ZM174 164V163H173ZM203 164V163H202ZM260 164V163H259ZM59 165V164H58ZM57 165V166H58ZM160 165V164H159ZM163 165V164H162ZM170 165V164H169ZM176 165V164H175ZM183 165V164H182ZM193 165H194V163H193ZM204 165V164H203ZM202 165V166H203ZM231 165V164H230ZM235 165H236V163H235ZM249 165V164H248ZM254 165H255V163H254ZM48 166V167H47ZM53 166V165H52ZM61 166H63V165H61ZM66 166V165H65ZM75 166H79V167H75ZM102 166V167H101ZM147 166V165H146ZM152 166V165H151ZM150 166V167H151ZM171 166V165H170ZM169 166V167H170ZM184 166V165H183ZM200 166V165H199ZM256 166H257V164H256ZM259 166V165H258ZM19 167V166H18ZM75 167V168H74ZM117 167H118V169H117ZM149 167V166H148ZM184 167H186L187 168V166H184ZM233 167V166H232ZM235 167V166H234ZM30 168V169H29ZM65 168V167H64ZM74 168V169H73ZM100 168H101V170H100ZM143 168V167H142ZM177 168H178V164H177ZM182 168V167H181ZM186 168L184 169V170H186ZM192 168H194V167H192ZM191 168V169H192ZM228 168V167H227ZM230 168V167H229ZM26 171H25V170ZM31 169L33 170V171H31ZM48 169H49V172H51V174L48 172ZM116 169H117V171L119 172H117L116 171ZM121 169V168H120ZM160 169V168H159ZM172 170H173V168H171ZM198 169H199V167H198ZM203 169V168H202ZM238 169V168H237ZM247 169H249V168H247ZM45 170V171H44ZM67 170V169H66ZM155 170V169H154ZM165 170V169H164ZM176 170H178V169H176ZM47 171V172H46ZM57 171V170H56ZM73 171V173H71ZM84 171V170H83ZM139 171V170H138ZM137 171V169H136V171L134 172L135 173V175H136V173H139ZM187 171V170H186ZM193 171V170H192ZM198 171V170H197ZM196 171V172H197ZM218 171V170H217ZM230 171V170H229ZM20 172V171H19ZM55 174H54V173ZM66 172V171H65ZM69 172V171H68ZM131 172V171H130ZM132 172V173H133ZM164 172V171H163ZM178 172V171H177ZM180 172V171H179ZM236 172V171H235ZM79 173V172H78ZM147 173H149V170L147 171ZM187 173V172H186ZM202 173V172H201ZM201 173L199 174V175H201ZM232 173V172H231ZM50 174V175H49ZM97 174V173H96ZM101 174V175H102ZM105 174V175H104ZM144 174H145V172H144ZM160 174V173H159ZM158 174V175H159ZM162 174V173H161ZM175 174V172L172 174V175H174ZM212 174V173H211ZM245 174H248V173H245ZM251 174V173H250ZM58 175H60V176H58ZM79 175V174H78ZM122 175V176H121ZM134 175V174H133ZM133 175H130V176H133ZM134 175V176H135ZM139 175V174H138ZM138 175H136L134 178L135 179H138L139 177H140V175H139V177H137ZM148 175V174H147ZM153 175H154V173H153ZM184 175V174H183ZM214 175V174H213ZM43 176V177H42ZM205 176V175H204ZM241 176V175H240ZM250 176V175H249ZM252 176H253V174H252ZM41 179H40V178ZM65 177V176H64ZM67 177V178H68ZM72 178L71 180H74L75 178ZM98 177V176H97ZM101 177V176H100ZM105 177H107L106 179H105ZM173 177V176H172ZM192 177V176H191ZM203 177V176H202ZM222 177V176H221ZM251 177V176H250ZM36 178V179H35ZM85 178V177H84ZM88 178V177H87ZM86 178V179H87ZM132 178V177H131ZM142 179H143V177H141ZM155 178V177H154ZM163 178V177H162ZM161 178V179H162ZM186 178V177H185ZM220 178V177H219ZM230 178V177H229ZM40 180V182L38 183V182H36V180ZM95 179V178H94ZM105 179V180H104ZM178 179V178H177ZM182 179H184V178H182ZM194 179V178H193ZM233 179H234V177H233ZM232 179V180H233ZM262 179V178H261ZM18 180V179H17ZM35 180V181H34ZM117 180V179H116ZM131 180V179H130ZM166 180V179H165ZM189 180H191V179H189ZM227 180V179H226ZM250 180V179H249ZM84 181V180H83ZM102 181V182H103ZM178 181V180H177ZM182 181V180H181ZM208 181V180H207ZM207 181H205V182H207ZM36 182V183H35ZM41 182H43V183H41ZM64 182V181H63ZM73 182H75V181H73ZM77 182V181H76ZM101 182V181H100ZM108 182V183H107ZM124 182V181H123ZM142 182V181H141ZM159 182V181H158ZM189 182V181H188ZM187 182V183H188ZM209 182V181H208ZM216 182V181H215ZM226 182V181H225ZM244 182V181H243ZM246 182H248L247 180H246ZM253 182V181H252ZM60 183V182H59ZM70 183V182H69ZM68 183V184H69ZM79 183V182H78ZM88 183V182H87ZM90 183V182H89ZM138 184H139V182H137ZM180 183V182H179ZM198 183V182H197ZM204 183V182H203ZM211 183H213V182H211ZM233 183V182H232ZM241 183V182H240ZM36 184H38V185H36ZM40 184V185H39ZM57 184V185H56ZM66 184V183H65ZM74 184V183H73ZM80 184V183H79ZM108 184V185H107ZM127 184L128 183H126V186H127ZM141 184V183H140ZM143 184V183H142ZM144 184H145V182H144ZM143 184V185H144ZM194 184V183H193ZM192 184V185H193ZM21 185V186H22ZM36 185V186H35ZM51 185V186H50ZM82 185V184H81ZM118 185L119 187H116V186ZM133 185V184H132ZM148 185H151L150 187H148L147 185H144V186H147V188H145L144 190V192H146L147 193V195H146V193L145 194H143L142 196H133V197H136V198H140V200H142V198H143V200H145V198L144 197H147L146 199L148 200V201H138V200H136V199H128L127 198V204H125L124 205V208H125V206L126 207H130V209L131 210H134V208H136V206L138 207V205H145V208L143 207V209H147L146 211H148V209L150 210V209H152V208H154L155 210H156V208H155V202H153L154 200L156 201H158V203H162V204H164V202H166L167 201V198H166V196L168 197V195H166V192H164L163 190L161 191V189H160V192L159 191H157V189L156 190H154V188L152 187V184L150 183V184H148ZM165 185V184H164ZM177 185V184H176ZM196 185V184H195ZM224 185V184H223ZM244 185V184H243ZM46 186H49V187H46ZM106 186V187H105ZM111 186V187H110ZM113 186H115V188L113 187ZM123 186V187H122ZM129 186V185H128ZM139 186V185H138ZM144 186H143V188H144ZM157 186V185H156ZM168 186V185H167ZM187 186V185H186ZM197 186V185H196ZM204 186V185H203ZM212 186V185H211ZM210 186V187H211ZM222 186V185H221ZM42 187H45V188H48V189H50L49 191H50V193L49 192H46V191H48V189H46V190H44L45 188H42ZM52 187V188H51ZM162 187V186H161ZM161 187H159V188H161ZM165 187V186H164ZM183 187V186H182ZM200 187V186H199ZM207 187V186H206ZM239 187V186H238ZM253 187V186H252ZM260 187V186H259ZM65 188H66V190H65ZM92 188V187H91ZM114 188V189H113ZM127 188V187H126ZM130 188V187H129ZM133 188H135V187H133ZM142 188V187H141ZM158 188V189H159ZM167 188V187H166ZM173 188H175V187H173ZM172 188V189H173ZM179 188H181V187H179ZM69 189L70 190H73V191H69ZM111 189H113V190H111ZM136 189V188H135ZM150 189V190H149ZM191 189V188H190ZM199 189V188H198ZM212 189V188H211ZM219 189V188H218ZM229 189H231V188H229ZM262 189V188H261ZM62 190L64 191V192H62ZM67 190H68V192H67ZM126 190V189H125ZM139 190V189H138ZM148 192H147V191ZM191 190H193V188L191 189ZM201 189H199V191H200ZM225 190V189H224ZM252 190V189H251ZM250 190V191H251ZM27 191V192H26ZM57 191V194L59 193V191H60V193H64V196H65V194L66 193H69L68 194V196H65V197H63V199H62V195L61 194H55V192ZM80 191V190H79ZM89 191H91V190H89ZM111 191V192H110ZM134 191V190H133ZM137 191V190H136ZM154 191H157V193H160L161 195L159 196V194H157L156 192H154ZM188 191V190H187ZM240 191V190H239ZM246 191V190H245ZM257 191V190H256ZM66 192V193H65ZM72 192V193H71ZM88 192V191H87ZM100 192V193H99ZM143 192V193H144ZM149 192H154L155 194H157L156 195V197L154 196L155 194H153V195H151V193H149ZM162 192H164L165 193V197H164V193H162ZM183 192V191H182ZM194 192V191H193ZM201 192H202V190H201ZM229 192V191H228ZM240 192H242V191H240ZM257 192H259V191H257ZM256 192V193H257ZM47 193H49V194H47ZM81 193V192H80ZM79 193V194H80ZM86 193V192H85ZM109 193V194H108ZM120 193H122L121 191H120ZM178 193V192H177ZM206 193V192H205ZM239 193V192H238ZM248 193H249V191H248ZM150 194V195H149ZM193 194V193H192ZM54 195H56L55 197H54ZM69 195H71V196H69ZM105 195H106V197H105ZM146 195V196H145ZM150 197H155V199H154V197L153 198H149L148 199V197L149 196ZM172 195H173V193H172ZM183 196H184V194H182ZM186 195V194H185ZM195 195V194H194ZM193 195V196H194ZM215 195V194H214ZM217 195V194H216ZM239 195H240V193H239ZM247 195V194H246ZM52 196V197H51ZM189 196V195H188ZM210 196H211V194H210ZM209 196V197H210ZM264 196V195H263ZM28 197H31V198H29L28 199ZM51 197V199H49ZM94 197V198H95ZM103 197H104V199H103ZM129 197H131V196H129ZM142 197V198H141ZM157 197H161L160 199H158ZM176 197V196H175ZM192 197V196H191ZM207 198H208V195L206 196ZM231 197V196H230ZM229 197V198H230ZM233 197V199H234V197H236V196H232ZM24 198V197H23ZM66 198H68L69 199V201L70 202H68V199H66ZM78 198V197H77ZM84 198V197H83ZM93 198V197H92ZM242 198V197H241ZM28 199V200H27ZM46 199L48 200L49 199V203L51 202V204L52 203H54V204H58V205H47V202L45 203V201H46ZM103 199V200H102ZM166 199V200H165ZM209 199V198H208ZM223 199H224V197H223ZM232 199V198H231ZM245 199H247V198H245ZM66 200V201H65ZM83 200H85V199H83ZM83 200H81V201H83ZM96 200V199H95ZM111 200H112V198H111ZM122 200H123V198H122ZM121 200V201H122ZM153 200V201H152ZM172 200V199H171ZM211 200H212V198H211ZM243 200V199H242ZM251 200V199H250ZM256 200V199H255ZM80 201V202H81ZM120 201V202H121ZM156 201V202H157ZM161 201V202H160ZM163 201V202H162ZM179 201V200H178ZM181 201V200H180ZM190 201V200H189ZM205 201V200H204ZM61 202H66V204L64 205V207H62L63 205H60V203ZM69 204H68V203ZM75 202V201H74ZM118 202V201H117ZM120 202H118L117 204H119ZM123 202H125V200H123ZM194 202V201H193ZM206 202V201H205ZM209 202H210V199H209ZM213 202V201H212ZM211 202V203H212ZM221 202V201H220ZM226 202V201H225ZM230 202V201H229ZM251 202V201H250ZM64 203H62V204H64ZM176 203V202H175ZM194 203H196V202H194ZM217 203V202H216ZM46 204V205H45ZM82 204V203H81ZM89 204V203H88ZM129 204V205H128ZM183 204V203H182ZM213 204V203H212ZM219 204V203H218ZM226 204V203H225ZM240 204V203H239ZM255 204V203H254ZM256 204H258V203H256ZM261 204V203H260ZM259 204V205H260ZM28 205V206H27ZM42 205H44V206H42ZM61 206V208L60 207H58V206ZM92 205V204H91ZM104 205H107V204H99L97 207L98 208H96L95 209V211H97L98 212V210H99V213H100V211L102 212V211H106V210H108V211H110V212H112V213H115L116 212V210H118L117 208H115V207H117L118 205H115L114 206V208H113V204L111 205V204H109L108 203V205H111V207H112V210H114V212L112 211V210H109L108 209V207H105ZM120 205H121V207L120 208H122L121 209V211L124 209L123 207H122V204L120 203ZM119 205V206H120ZM153 205H154V207H153ZM161 205V204H160ZM171 205V204H170ZM208 205V204H207ZM213 205H215V203L213 204ZM24 206V205H23ZM30 206V207H29ZM32 206V207H31ZM40 206H42V207H40ZM48 206V207H47ZM70 206V207H69ZM118 206V207H119ZM188 206V205H187ZM220 206V205H219ZM253 206V205H252ZM49 207H53V209L51 208V209H48ZM67 207H69V208H71V210H72V212H71V210L70 211H68L67 213L65 212V210H63V209H66V210H69V208H67ZM83 207V206H82ZM91 207V206H90ZM183 207H185L184 205H183ZM247 207V206H246ZM37 208H39V210H40V212H38L37 211ZM58 208V209H57ZM59 208H60V211H61V209H62V213L59 211ZM80 208H81V206H80ZM106 210H105V209ZM133 208V209H132ZM167 208V207H166ZM186 208V207H185ZM210 208V207H209ZM213 208V207H212ZM211 208V209H212ZM232 208V207H231ZM238 208V207H237ZM45 209H48L49 211L48 212H46L45 211ZM93 209V208H92ZM128 209V208H127ZM126 209V210H127ZM197 209V208H196ZM204 209V208H203ZM215 208H213V210H214ZM217 209V208H216ZM51 210V211H50ZM53 210H55V211H53ZM78 210V211H77ZM125 210V209H124ZM245 210V209H244ZM251 210V209H250ZM27 211V210H26ZM30 211L31 210H29V215H30V217H28V215L26 216V215H24V216H26L27 218H33V216H35V215H32L31 213H30ZM43 211H44V213H43ZM58 211V213H60L61 215H63V211H64V213H65V215H63L62 217L63 218H61V215L60 214H58V216L60 217H58L57 216V214H56V212ZM76 211V212H75ZM91 211V210H90ZM108 211H106L105 213H107L108 214ZM120 211V212H121ZM169 211V210H168ZM195 211V210H194ZM199 211V210H198ZM220 211H221V209H220ZM246 211V210H245ZM259 211V210H258ZM19 212H21V211H19ZM33 212V211H32ZM51 212H53L54 214H52ZM74 213V216H73V214H68V213ZM94 212V211H93ZM104 212H103V214H104ZM109 212V213H110ZM123 212V211H122ZM132 212V211H131ZM163 212V211H162ZM208 212V211H207ZM236 212V211H235ZM257 212V211H256ZM261 212H262V210H261ZM26 213V212H25ZM42 213V214H41ZM46 213V214H45ZM112 213L111 214H109V215H111L112 216ZM128 213V212H127ZM137 213V212H136ZM148 213V212H147ZM259 213V212H258ZM28 214V213H27ZM46 215V216H44V215ZM52 214V215H51ZM56 214V215H55ZM67 214L69 215V217H72V218H69V220L71 221V223H69L68 222V219L66 220V218H68V216H67ZM102 214V213H101ZM102 214V215H103ZM118 214V213H117ZM141 214V213H140ZM139 214V215H140ZM160 214V213H159ZM167 214V213H166ZM169 214V213H168ZM243 215H244V213H242ZM246 214V213H245ZM3 214H0V221H2V219H4L3 218V216H2ZM32 215V216H31ZM50 215V216H49ZM53 215H54V217H53ZM125 215H126V213H125ZM135 215V214H134ZM133 215V216H134ZM141 215H143V214H141ZM158 215V214H157ZM194 215V214H193ZM223 215V214H222ZM233 215H234V213H233ZM237 215V214H236ZM261 215V214H260ZM15 216V215H14ZM23 216V217H24ZM38 216H40L39 218H40V220H42V222L39 220V218H38ZM41 216H43V217H41ZM49 216V217H48ZM89 216V215H88ZM116 216V215H115ZM124 216V215H123ZM152 216H154L153 214H152ZM161 216V215H160ZM174 216H176V215H174ZM186 216V215H185ZM201 216V215H200ZM219 216H220V214H219ZM230 216V215H229ZM79 217V216H78ZM82 217V216H81ZM101 217V216H100ZM177 217V216H176ZM217 217H218V214H217ZM228 217V216H227ZM235 217V216H234ZM233 217V218H234ZM262 217V216H261ZM36 218V219H35ZM43 218V219H42ZM49 220H48V219ZM52 218H54L55 220H53ZM90 218V219H89ZM98 218H99V216H98ZM119 218V217H118ZM169 218V217H168ZM207 218V217H206ZM260 218V217H259ZM18 219V218H17ZM24 219H25V217H24ZM38 219V220H37ZM44 219H45V221H44ZM59 219V220H58ZM65 219V220H64ZM94 219L96 220V221H94ZM151 219V218H150ZM220 219V218H219ZM231 219H232V217H231ZM257 219V218H256ZM28 220V219H27ZM30 220V221H31ZM47 220V221H46ZM53 221V222H51V221ZM164 220V219H163ZM184 220V219H183ZM263 220H264V218H263ZM260 221L261 223L262 222H264V221ZM18 221V220H17ZM50 221V222H49ZM62 221V222H61ZM78 222V223H80L81 224V222H82V224L84 225V226H82V224H81V226L77 223V224H75L76 222ZM80 221V222H79ZM91 222V223H89V225L90 226H92L93 227V229H89L90 227H89V225H88V222ZM111 221V220H110ZM114 221H115V219H114ZM198 221V220H197ZM196 221V222H197ZM223 221V222H222ZM28 222L29 221H26V224H28ZM43 222L45 223V224H43ZM55 222H58V223H63V224H58L57 223V225H56V223ZM68 223L67 224V226L69 225V226H71V227H67L66 225H64V223ZM86 222V223H85ZM153 222V221H152ZM221 222L222 223H224V220L222 219L221 220ZM259 222V223H260ZM13 223V222H12ZM20 223H23L24 225H25V221H20ZM38 223H42V224H38ZM48 223V224H47ZM54 223V224H53ZM73 223V224H72ZM99 223V224H98ZM108 223V222H107ZM154 223L155 222H153V224L152 225H154ZM169 223V222H168ZM35 224V225H34ZM51 224H53V227H50V226H52ZM87 224V225H86ZM91 224H93V225H91ZM97 224V225H96ZM194 224V223H193ZM207 224V223H206ZM215 224V223H214ZM246 224H248V225H250L249 223H246ZM262 224H264V223H262ZM37 225V226H36ZM39 225H41V226H43V227H41L40 226V228H39ZM46 225V227L44 228V226ZM58 227V225H59V227L61 228V229H59V228H57L56 226ZM73 225V226H72ZM74 225H76V227L74 226ZM150 225H151V223H150ZM163 225V224H162ZM178 225H180V224H178ZM197 225V224H196ZM231 225V224H230ZM238 225H242V224H238ZM9 226V225H8ZM47 226H48V228H47ZM63 226L64 227H67V228H65V229H62L63 228ZM89 227L88 229H87V227ZM120 226V225H119ZM147 226H148V223H147ZM157 226V225H156ZM193 226V225H192ZM245 225H243V228H241L242 230L245 228L246 229V227H244ZM36 227V228H35ZM82 227H83V229H82ZM91 227V228H92ZM107 227V226H106ZM137 227V226H136ZM144 227V226H143ZM166 227V226H165ZM209 227V226H208ZM222 227V226H221ZM230 227H232V225L230 226ZM235 226H233V228H234ZM241 227V226H240ZM240 227H238V228H240ZM250 226H248L247 228H249ZM253 229H255V226L253 227V226H251ZM251 227L249 228V229H247V230H243V232H245V234H247V235H249V237H250V234H252L253 236L251 237V238H254V236H255V233H257L256 234V236L258 237V239H259V242L260 243H258V241H257V243L258 244H263L262 243V240L260 239L261 237H263L264 238V230H263V228H261V226H260V228L258 229V230H256L255 229V231H252L253 229H251ZM42 228V229H41ZM51 228V229H50ZM52 228H53V230H52ZM55 228H57V229H55ZM117 228H119V227H117ZM116 228V229H117ZM121 229H122V231H121V233L120 234H122V232H124L123 231V228L122 227H120ZM193 228H194V226H193ZM40 229V230H39ZM48 229L49 231H51V232H49L48 230V232H46V230ZM55 229V230H54ZM59 229V232L57 231ZM112 229V228H111ZM132 229V228H131ZM223 229V228H222ZM226 229V228H225ZM251 229V230H250ZM16 230V229H15ZM24 230V229H23ZM65 230V232H64V234H62L63 233V231ZM67 230V231H66ZM69 230V231H68ZM140 230V229H139ZM177 230V229H176ZM200 230V229H199ZM233 230V229H232ZM10 231V230H9ZM25 231V230H24ZM54 231V233H52ZM56 231V232H55ZM74 231H78L77 229L76 230H74ZM100 231V230H99ZM117 231V230H116ZM119 231H120V229H119ZM167 231H168V229H167ZM171 230H169V232H170ZM180 231V230H179ZM193 231V230H192ZM227 231V230H226ZM249 231H252V232H249ZM42 232H44L43 234H45L44 236L42 235ZM46 232V233H45ZM61 232V233H60ZM172 232V231H171ZM202 232V231H201ZM220 232V231H219ZM255 232V233H254ZM47 233H49V234H47ZM58 234V236L57 235H52V234ZM60 233V234H59ZM75 233V232H74ZM95 233H97V232H95ZM94 233V234H95ZM116 233H118V231L116 232ZM115 234V235H120V234ZM135 233V232H134ZM137 233V232H136ZM187 233V232H186ZM207 233V232H206ZM210 233V232H209ZM213 233V232H212ZM249 233V234H248ZM9 232H8V230H7V227H6V225L4 224V222L3 223H1L0 222V245H1V243H3V245L1 246L3 249H4V252H6L9 256L8 257H10V259H13L14 261L13 262H19V264H20V258H19V255L17 254V251L13 248V246H11L12 244H11V240H10V237H8L9 235ZM93 234V233H92ZM169 234V233H168ZM222 234V233H221ZM40 235L41 236H43V237H40ZM49 235H52L53 237H49ZM61 235H62V237H61ZM79 235V236H78ZM78 235H77V233H76V237L78 236V237H81V235L82 234H80V233H78ZM104 235V234H103ZM127 235V234H126ZM136 235V234H135ZM240 235L242 236V234L240 233ZM82 236H85V234L83 233V235ZM138 236V235H137ZM143 236V235H142ZM147 236V235H146ZM146 236H144V237H146ZM170 235H168V237H169ZM186 236V235H185ZM190 236H192V235H190ZM208 236V235H207ZM213 236V235H212ZM228 236V235H227ZM246 236V235H245ZM40 237V238H39ZM47 237V238H46ZM56 237H61L59 240L58 239H56ZM103 237V236H102ZM122 237V236H121ZM129 237V236H128ZM148 237V236H147ZM153 237V236H152ZM160 237V236H159ZM159 237H157V238H159ZM166 237V236H165ZM229 237V236H228ZM240 237V236H239ZM257 237H255L256 238V240H257ZM31 238V237H30ZM29 238V239H30ZM52 238V239H51ZM93 238V237H92ZM138 238V237H137ZM164 238V237H163ZM179 238V237H178ZM193 238V237H192ZM203 238V237H202ZM215 238H217V237H215ZM222 238V237H221ZM246 238V237H245ZM254 238V239H255ZM13 239V238H12ZM56 239V240H55ZM70 239V238H69ZM96 239V238H95ZM136 239V238H135ZM170 239V238H169ZM188 239V238H187ZM206 239V238H205ZM218 239V238H217ZM220 239V238H219ZM244 239V238H243ZM253 239V240H254ZM63 240V241H62ZM144 240V239H143ZM143 240H141V241H143ZM146 240V239H145ZM151 240V239H150ZM155 240H156V238H155ZM158 240H159V242H160V240L161 241H163L162 239H161V237L159 238V239H157V242H158ZM172 240V239H171ZM180 240H182V239H180ZM214 240V239H213ZM233 240V239H232ZM256 240H254V243L256 242ZM261 240V241H260ZM75 241H76V239H75ZM94 241V240H93ZM92 241V242H93ZM132 241V240H131ZM147 241H149V240H147ZM165 241V240H164ZM238 241H240V240H238ZM251 241V240H250ZM264 241V240H263ZM56 242H57V245H56ZM89 242H90V240H89ZM102 242V241H101ZM117 242V241H116ZM126 242V241H125ZM144 242V241H143ZM197 242V241H196ZM215 242V241H214ZM213 242V243H214ZM228 242V241H227ZM230 242V241H229ZM232 242V241H231ZM13 243V242H12ZM68 243H69V241H68ZM114 243V242H113ZM151 242L149 241V244H150ZM179 243V242H178ZM199 243V242H198ZM202 243V242H201ZM210 243V242H209ZM233 243V242H232ZM237 243V242H236ZM246 243V242H245ZM257 243L256 244H254L255 246H256V248L257 247H261V245H257ZM87 244V243H86ZM104 244H107V243H104ZM109 244V243H108ZM185 244V243H184ZM218 244V243H217ZM248 244V243H247ZM121 245H123V244H121ZM154 245V244H153ZM158 245V244H157ZM179 245V244H178ZM182 245V244H181ZM196 245V244H195ZM207 245H209V244H207ZM213 245V244H212ZM220 245V244H219ZM229 245V244H228ZM251 245V244H250ZM253 245V246H254ZM92 247V243L90 242L89 243V246L88 247ZM104 246V245H103ZM111 246V245H110ZM120 246V245H119ZM150 246H152V243L150 244ZM185 246V245H184ZM183 246V247H184ZM242 246V245H241ZM253 246H252V248H253ZM82 247V246H81ZM95 247V246H94ZM135 247V246H134ZM157 247V246H156ZM175 247V246H174ZM191 247V246H190ZM197 247V246H196ZM209 247H211V246H209ZM218 247V246H217ZM222 247V246H221ZM237 247H238V245H237ZM263 248H264V245L262 246ZM72 248V247H71ZM99 248V247H98ZM140 248V247H139ZM144 248V247H143ZM147 248H148V245H147ZM155 248V247H154ZM187 248V247H186ZM226 248V247H225ZM233 248V247H232ZM242 248V247H241ZM243 248H245V247H243ZM247 248V247H246ZM63 249V248H62ZM130 249H132V248H130ZM149 249V248H148ZM150 249H152L151 247H150ZM146 250V255L149 257L151 254H152V252H150V251H152V250ZM175 249V248H174ZM196 249V248H195ZM211 249H213V248H211ZM224 249V248H223ZM230 249V248H229ZM53 250V249H52ZM86 250V249H85ZM90 250V249H89ZM92 250V249H91ZM94 250V249H93ZM122 250H123V248H122ZM137 250V249H136ZM155 250V249H154ZM168 250V252H169V249H167ZM180 250V249H179ZM188 250V249H187ZM186 250V251H187ZM191 250V249H190ZM198 250V249H197ZM227 250V249H226ZM247 250H249V249H247ZM254 250H255V248H254ZM262 250H264V249H262L261 248V250L260 251H262ZM67 251V250H66ZM128 251V250H127ZM156 251V250H155ZM181 251H183V249H181ZM201 251V250H200ZM229 251V250H228ZM246 251V250H245ZM259 251V250H258ZM58 252V251H57ZM90 252H92V251H90ZM126 252V251H125ZM226 252V251H225ZM250 252V251H249ZM252 252V251H251ZM256 252V251H255ZM54 253V252H53ZM101 253V252H100ZM114 252H112V254H113ZM142 253V252H141ZM156 253H157V251H156ZM184 253V252H183ZM182 253V254H183ZM190 253V252H189ZM199 253V251L197 252V254ZM213 253H214V250H213ZM227 253V252H226ZM232 253V252H231ZM235 253V252H234ZM243 253H244V251H243ZM247 253V252H246ZM245 253V254H246ZM259 253V252H258ZM260 253H262L263 255H264V252L262 251V252H260ZM174 254H175V252H174ZM179 254V253H178ZM191 254V253H190ZM201 254V253H200ZM199 254V255H200ZM204 254V253H203ZM4 255H5V253H4ZM101 255V254H100ZM120 255V254H119ZM139 255V254H138ZM142 255V254H141ZM140 255V256H141ZM145 255V256H146ZM159 255V254H158ZM157 255V256H158ZM163 256H165V255H167V253L165 252V255L164 254H162ZM172 255V254H171ZM193 255V254H192ZM199 255H197V256H199ZM210 255V254H209ZM250 255V254H249ZM256 255V254H255ZM262 255V256H263ZM45 256V257H44ZM62 256V255H61ZM156 256V255H155ZM202 256V255H201ZM215 256V255H214ZM231 256V255H230ZM246 256V255H245ZM254 256V255H253ZM258 256H259V254H258ZM5 257V256H4ZM72 257V256H71ZM94 257V256H93ZM96 257V256H95ZM173 257V256H172ZM211 257V256H210ZM217 257V256H216ZM215 257V258H216ZM225 257V256H224ZM228 257V256H227ZM235 257V256H234ZM43 258H44V260H43ZM48 258V257H47ZM54 258V257H53ZM85 258V257H84ZM164 258V257H163ZM174 258V257H173ZM202 258V257H201ZM218 258V257H217ZM240 258H241V256H240ZM252 258V257H251ZM259 258V257H258ZM114 259V258H113ZM138 259V258H137ZM167 259V258H166ZM191 259V258H190ZM234 259V258H233ZM249 259V258H248ZM49 260V259H48ZM104 260V259H103ZM102 260V261H103ZM146 260V259H145ZM231 260V259H230ZM45 261H47V260H45ZM93 261V260H92ZM95 261V260H94ZM109 261V260H108ZM159 261V260H158ZM237 261V260H236ZM254 261V260H253ZM99 262H101V261H99ZM122 262V261H121ZM131 262H132V260H131ZM153 262H154V260H153ZM157 262V261H156ZM173 262V261H172ZM205 262V261H204ZM232 262V261H231ZM234 263H235V261H233ZM241 262V261H240ZM240 262H239V264H240ZM5 263V262H4ZM37 263V262H36ZM47 263V262H46ZM96 262H94V264H95ZM130 263V262H129ZM139 263H140V260H139ZM174 263V262H173ZM176 263H177V261H176ZM179 263V262H178ZM261 263H263L262 261L260 262V264ZM8 264V263H7ZM86 264V263H85ZM106 264V263H105ZM109 264V263H108ZM122 264V263H121ZM144 264V263H143ZM160 264V263H159ZM188 264V263H187ZM193 264V263H192ZM198 264V263H197ZM226 264H228V260H227V262H226ZM230 264V263H229ZM232 264V263H231Z\"/></svg>",
	"mask_w": 264,
	"mask_h": 264
}]
</instances>
